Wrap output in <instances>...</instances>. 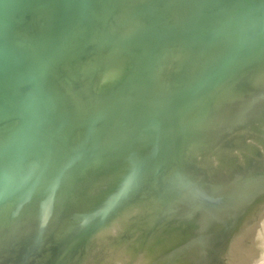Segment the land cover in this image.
I'll return each instance as SVG.
<instances>
[{
  "label": "rangeland",
  "instance_id": "rangeland-1",
  "mask_svg": "<svg viewBox=\"0 0 264 264\" xmlns=\"http://www.w3.org/2000/svg\"><path fill=\"white\" fill-rule=\"evenodd\" d=\"M136 1L137 0H124V3L126 2L125 4H128V5L130 4V7L127 6V7H129L128 12L131 8V11L129 13L127 12V7L124 10V8H123V6L125 7L124 3H123L124 5L122 4L123 6L121 5L118 8H116L117 9L116 12L117 11L120 12V13L115 12L117 15L116 17H115V13H114L115 10L112 11L113 13L111 12V16L109 15L111 18L108 16L109 18L107 17L106 20H104L105 21L104 23H106V24L102 23L100 29L102 31V36L108 32L110 33V35L114 31H115V33H113L111 37H108L107 36L108 34H106L105 36H107V38L105 39V37H104L103 38L104 40H102L101 42L94 43L95 45L90 43V44H88L89 46L87 45L88 47L85 46V48L84 47L81 48L77 52L73 61L69 62V63L72 62V65L70 64L71 66H69V64H67L65 66V68H68L67 69L68 72H66V69H65V71L63 69L62 71H64V72H61V73L62 74L65 73V75L60 74L62 76H56V77H58V78L61 77V79L56 78V80H55V81L59 80V83L58 82L57 83L61 87V92L63 91L62 94H63L64 98H65V95H64V90H65L66 91L65 94L70 93L71 95L69 94L70 95L69 97H71V98L73 97L75 99V100H71L72 106L74 105L73 104L74 101L76 103V105L74 107H72L70 105L71 101L68 98V95H66L68 99L65 98L66 99L65 102L66 103L69 102V104H68L69 108L70 107L73 109L74 108L75 109L80 108V110L78 109L79 112L80 111L83 112V110L89 105L87 107V109L84 110L83 113L81 112L82 114L86 113L88 111L89 107H91V106L93 109H94V107L96 109V105L94 106V104L98 105L99 101H100L99 104L101 105V103L105 104V101L107 102L108 98H109V100H111L113 98H115V99L117 98L118 102L115 104V106L113 105L114 107L112 106V108H110L108 110L109 112L106 111L107 113L104 111V113H106L107 115L112 114V117H109L111 115L106 117V114H105L104 118H101V117H103V115H101V117H100L99 116L100 111H98L99 113L96 111L97 112L96 114L98 115V117H97V115L94 113L95 111H92L93 109L90 108L89 111L91 113L88 112V114H86L87 116H89L88 118L86 117L87 118L86 119L85 114L83 116L80 114V116H79L78 111L74 112L75 109L73 111V109L70 108V111L71 112L73 111L72 115H74L76 113L75 115L77 116V118L83 117V122L85 124H82V121H80V120H82L81 118L79 120V118L77 119L76 117H74L77 119V120L75 119L76 122L80 121V123H78V125L76 127L74 126L75 129L73 128L71 130L72 132L69 133L70 135L68 134V136L64 139L59 138V137L52 138V139H54V141H53L52 139L50 140V139H47L45 137H43V138H45V139H43L42 137L33 136L29 132V130L27 129L28 121L24 118V116L21 114V112H17L19 110L16 111L17 113L14 112L17 108H15L14 106H12L9 103H6V102H3L2 100H0V124H1L0 125L1 126L0 131L2 132V134H1V132H0V134L3 136H4V134H6V135L8 134V138L11 137L9 139L10 144L7 142V139H8L7 137H6V139H4L5 136L0 137V143L2 144V147L0 144V148H3L0 150L2 152L3 151L5 152V150H6V153L9 152V154H10L9 156L3 155L2 157L0 155V158H2L0 160V162L3 159H6L7 157H8V159H6V160H8L7 164L12 163L11 161L13 160L14 164L13 163L12 164L15 167L14 170L17 173V176L16 175L14 176V177H16V178H14V180H12L13 179V176H12V179H10L12 182L13 181H16L15 183L19 182V180H20L19 178L21 177V180H20L21 182H19V183H21V185L18 183L21 187V190L18 192H15L13 195H10L7 199L0 201V247H1L0 248L1 249L0 250V264H53V263L54 264H56V263L57 264H96L97 262L105 260L110 255H112V257L109 260L108 264H188L192 255H197L199 257H206V258H208V260H211L212 262H215L218 264H232V262L229 260V258H227L225 256V246H226L227 242L234 236L235 229L234 228L232 229L233 224L239 225V222H241L243 220V217H241L242 218L241 219L240 216L241 215L243 216V214H245L243 212H245V211L248 212L251 208H253L255 201H257V199L259 198V196L261 194H264V174L262 176V173L264 171V117H263L264 116V45H262V46L260 45L261 40L264 38V33L260 36V38H256L255 37L256 35L253 34L256 31V29L259 27L260 24H261V26L257 29V31L255 33H258L260 28H264V26H263L264 25V14H263V12H264V7H263L264 6V0H258V1L257 0L256 1L255 0H252V1L251 0H241V1L238 0V3H237L238 8L235 6V9H233L236 12L231 9L233 11L231 14L227 13L226 11L225 12L228 15L227 14L225 15V12L222 14L223 17L221 16V14H219V16L223 19L227 18V20H228V18H231L228 21L223 20L224 21L222 23L223 28L222 27L220 28V30L222 31V32L220 31V33H225L227 31H229L232 36L238 38V44L240 47V48L239 47L238 48L240 51H241V49L243 51V52H240L237 49V55L238 54L239 55H238L237 61H235V62L233 61V63H235V65L232 62L230 63L224 57V56L228 57L231 55V53H233V50H234V49H232L233 45L224 41V40L222 41V39H219V38H217V39L210 38L211 40L214 39V40H212V42H210L211 45L214 44L212 49H215L214 46L217 45L216 48L218 50L216 49L217 52H215V54H216L218 59H216L214 61L215 63L213 61L209 60L208 57H210V59L214 58V52L212 55L210 53V51L208 52V50H207L208 48H210L209 46H211L209 44V41H207L208 37L204 36L205 37L204 38V37H202L203 35L201 36V33H198L197 36L200 34L199 36L201 38L199 36L198 37L195 36L193 39L197 40V38H198V40L197 41L192 40V37L194 36L193 34L196 31L202 32V30H205V27L201 26L200 24L199 25L197 24L198 26L195 25L192 30L186 29V30H183V32L179 31L177 33L170 34L171 38H168L169 34H167V38H168V41L166 40L167 43H165L166 41L164 40L166 36H163L165 34H160L161 35V36H159L160 38L157 37L156 40H154L155 42L152 41L151 45L144 46V48H140L141 46H143L142 44H140L141 46L137 45L139 47V48L137 47L138 48L137 50H136V46H135V42H136L135 39H134V42H132L133 39L131 40L128 38L129 40H125L126 41V43H125L124 39L127 38L125 36L128 32L127 26H129L128 24L136 21L134 16L137 15L138 20H141V19L145 20L148 17V13L139 10L143 6H146L148 2L146 4H144L145 0H138L137 3H139V4L137 5V3H136L137 6H133V8H132L133 3L135 4ZM147 1H149V0H147ZM253 1H254L255 5L253 4ZM260 1H263L262 5L259 4ZM152 2H154V0H152ZM152 2H149V3L151 4ZM175 4H172L173 6L171 5L173 7V12H174V13L173 12H171V13H173L172 15H174V17L173 16H172V18L169 17L170 23L172 22V20L174 18V21L172 22L173 24L180 22V20L182 18L184 19V16L186 15V13L188 11L186 7H184V6L181 7L180 4H177V5H175ZM174 5L178 7L177 12H179V14L182 11V18L180 16L181 14L179 15L176 12L177 9L174 11V9L177 8ZM250 6H252V8ZM172 7H170V9L168 10L169 13L166 15L171 16L169 14H171L170 10L172 9ZM179 7H180V9H184V11L180 10ZM258 7H260V8H258ZM239 8H240V10H238ZM255 8H257V9H255ZM253 9H255V10L251 11ZM121 10H122V12H121ZM248 10H250L251 12H249ZM126 12L129 15H131L132 14L131 12H133V15H131V16L127 15V17L129 19H127L126 22L128 23V21H129L130 23L126 24L123 21L124 24L122 25L121 21L127 18L125 16ZM134 12H135V14H134ZM138 12H140V13H138ZM184 12H186V13H184ZM244 12H245V14H244ZM247 12L249 14H247ZM254 12H255L256 16L258 15L257 18L254 15H253L254 17L249 16L251 13L254 14ZM260 12H261L262 16L260 15ZM123 13L125 15H123ZM176 13H177V15H179L178 18H180V19H177V22H175V19H176L175 14ZM219 13H222V11ZM138 14L139 15L143 14L142 17H144V15H146L145 19L140 17L141 15L139 16ZM241 14H242L241 17H243V18L240 17ZM119 15H120V17H119ZM224 15L229 16V17H224ZM235 15H237L239 17H237ZM246 15H248V16H246ZM168 16H166V18ZM122 17H124V18H122ZM132 17L134 20L132 19ZM232 17L235 18V22L234 21L232 22V20H233ZM130 18L132 19L131 20L132 22L130 21ZM239 18H240V20H239ZM250 18H253V19L251 20ZM107 19H108V21H107ZM237 19L240 23L237 22ZM241 19H242V21H241ZM142 20L140 22H142ZM169 20L165 19V23L164 22L163 23L169 27H173V26H171L172 23L167 24L169 22ZM245 21H246V23H245ZM107 22H109V23L107 24ZM225 22H226V24H225ZM227 23H229V24H227ZM234 23H235V25H234ZM258 23H259V25H258ZM103 25H106V28H108L107 32H105L106 31V28H104L105 26L102 27ZM108 25L110 28L108 27ZM32 26H33V24H32ZM116 26L118 29L116 28ZM122 26H124V27H122ZM196 26L199 29H197ZM114 27L117 30H115ZM125 27L127 29H125ZM253 27H254V29H253ZM123 29L126 30V34H125V31ZM118 30H119V32H116ZM247 30H248V32H247ZM123 31L125 34L124 37H123L124 34H122ZM193 31H195V32H193ZM233 31H234V33H233ZM263 31H264V29H263ZM103 32H105V33H103ZM190 32H193V34L191 35ZM217 32L219 34V31H217ZM217 32L215 31V33H217ZM118 33L120 36L117 35ZM184 33L186 35H187V33H189L191 35V38L188 37L189 35L186 36ZM248 33L250 35H248ZM184 35H185V37H184ZM216 35L217 34H215V36ZM116 36L122 37L121 39H122V41H124V43L126 45L130 44L129 45L130 50H129V48H127L128 50L126 51V49H125L126 47L124 48V46H126V45H124L123 42L120 39H118ZM174 37H175V39H174ZM181 37L182 38L184 37V39H181ZM114 38H115L116 44H115V42H113ZM189 38H190V41L188 42ZM203 38L206 39V41H207V44H208L207 49H206L207 44H206V47H205V45L203 47V44L206 43L205 40L202 41ZM254 38H256L257 40L256 39L254 40ZM179 39H181L182 42ZM250 39H253V41L249 42V41H251ZM119 40L121 41V43ZM158 40L160 42L161 41H165V42L159 43ZM169 40H171V41H169ZM172 40H174V41H172ZM199 40H200V42H199ZM220 40L222 42H220L219 44L224 43V44H222L223 45L222 47L220 45H218V42ZM128 41H130V42H128ZM184 41H187V42H184ZM247 42H249V43H247ZM98 43H100V44L97 45ZM194 43L196 44V46L197 45L198 46L196 47ZM215 43H216V45H215ZM253 43H254V45L256 43L259 45L254 46ZM262 43L264 44V40L261 42V44ZM120 44L124 45L122 48L123 51L125 50L124 53L122 50L120 51V48H121ZM136 44H137V42H136ZM225 44H226L227 49L225 47ZM228 44H230V45H228ZM158 45L160 48L158 47ZM168 45L170 47H167ZM240 45H242V46H240ZM90 46H92L91 49L93 48L92 49L93 51H96L97 49H98V51H102V50L103 51H102V53H100V52L98 53V51H96L95 53L94 52L89 53L91 51ZM98 46H100V47H98ZM251 46L254 47L255 49H257V47H259L257 50L253 51V52H255L254 54L250 53V52H252ZM102 47H103V49H102ZM145 47H149V49L148 48L145 49ZM150 47H151V49H150ZM224 47L226 50L223 49ZM245 47H247V49ZM94 48H96V49H94ZM195 48H197V49H195ZM260 48L263 49L261 54L259 53V51H261ZM82 49H84V50H82ZM212 49H211V51H212ZM229 49H231V50L229 51ZM248 49H249V51H248ZM147 50H150V51H147ZM195 50L197 51V53L195 52ZM200 50L204 51V52L206 51L207 53L204 54V52L202 53ZM220 51L223 53H220ZM244 51H247V52L244 53ZM121 52H122V55L120 54ZM136 52L139 55H137ZM157 52H159V53L157 54ZM256 52L259 53L261 56L260 55L257 56ZM149 53H151V54H149ZM209 53H210V55H209ZM240 53L244 54L243 56H245L246 58L253 55L252 58L251 57L248 58V59L251 58L252 60L250 59V60L246 61L245 60L246 58L244 57L245 58L244 63H246L245 64L246 67H245V65H241L242 66V67L240 66L241 70H239L240 69L239 64H240V62H243V59H242V61L240 60L241 58L239 59V57H241ZM249 53L251 55H249ZM89 54L90 55L94 54V56H90ZM95 54H96V56H95ZM98 54H99V57L101 56L102 59L104 58L103 55H105L106 56L105 59H103V61L101 59H99V57H97ZM119 54H120V56H119ZM155 54H156V56H154ZM220 54H222V55L220 56ZM201 55H202V57H201ZM203 55H205V56L207 55L206 59H204L205 57ZM254 55H256L257 59L254 58L255 57ZM153 56L155 57L156 60L154 59L155 61L152 63L153 58H154ZM118 57L119 58L122 57V59H119ZM261 57H263V58H261ZM93 59L97 60V62L100 61L101 62L100 65H99V62L96 63V65H95L96 61ZM109 59H110V61H109ZM142 59H143V61H142ZM200 59H203L204 61L207 60L206 62H208V60H209L210 63H212V66L211 65L207 66L204 63V61H202V60L200 61ZM81 60H82V62H81ZM148 60L150 62V63L148 62L149 66L147 65ZM222 60H226L228 63H230V65L228 63H226V61L224 62ZM238 60L240 61L239 63H237ZM133 61H135V62H133ZM139 61L141 63H138ZM127 62L129 65L127 64ZM144 62H146V63H144ZM200 62H202V64ZM216 62H218V63H216ZM249 62H251V63H249ZM84 63H86V64H84ZM135 63H136V66L138 65L137 67L135 66ZM112 64H114V65H112ZM140 64H142V65H140ZM153 64H155V65H153ZM203 64L206 65V68H205V65H203ZM255 64H256V66H255ZM183 65H185V66H183ZM197 65H198V67H197ZM213 65H214V67H213ZM233 65H234V67H233ZM200 66H202V68ZM225 66H227V68L229 67L227 70L230 71V76H231L230 78L228 75L229 72L226 71ZM129 67L131 69H129ZM134 68L136 69V71ZM203 68H205V69H203ZM215 68H218V69L220 68L221 70L223 69L225 74H223V72L220 71V69L218 70ZM147 69H148V71H147ZM231 69L233 72L231 71ZM236 69H238V70H236ZM70 70H71V72H70ZM127 70L128 71L130 70V71L128 72ZM141 70L145 73L143 74V72ZM201 70L204 72H202ZM212 70H213V72H212ZM215 70H216V72H215ZM217 70L222 72V74H223V76L221 77L220 80L218 78H216L217 80L213 79L215 76L214 74L218 73ZM153 71L155 73H153ZM198 71L199 72L201 71V73L197 74ZM239 71H241V72H239ZM69 72H70V74H72V76L69 75ZM220 72L218 73V77L221 76V75H219ZM234 72H235V74L236 73L237 74L235 75ZM147 73H149V74H147ZM226 73H228L227 76H226ZM135 74H136V76H135ZM138 74H141V76L140 75L138 76ZM238 74H239V76H238ZM175 75H176V77H175ZM193 75H195V76H193ZM124 76L127 79H125ZM142 76H143V78H142ZM145 76H147V77L150 76V77H148V79H147V77L145 78ZM224 76L226 77V79L223 78ZM63 77H65V78H63ZM131 77H134V78H131ZM190 77L191 78L196 77L195 78L196 80H194V78H192L193 79L192 80ZM211 77H213L212 78L213 80H211ZM215 77H217V76H215ZM149 78H152L151 79L152 81ZM205 78H207V79H205ZM132 79L133 80L136 79V80L132 81ZM162 79H164V80H162ZM172 79H174V80H172ZM200 79H201V81H200ZM69 80L71 81L70 83H69ZM190 80H192V81H190ZM203 80L205 82H203ZM213 81H215V82H213ZM60 82L61 83L63 82V83L61 84ZM139 82L141 83L142 86L138 85V84H140ZM144 82L147 84L149 82L150 83L147 86V84L145 85ZM152 82L154 83V85ZM219 82H221V83H219ZM183 83L185 84V86L183 85ZM186 83H187V85H186ZM211 83H212V85H211ZM218 83L221 85H219ZM188 84H190V85H188ZM205 84L208 86V88ZM121 85H123V86H121ZM125 85H126V88L124 87ZM144 85H145V88H144ZM146 86L149 88H147ZM168 86H170V87H168ZM186 86H188V87H186ZM62 87H64V90ZM138 87H139V89H138ZM201 87L203 88V91H202ZM75 88L76 89L80 88V89L76 90ZM134 88H136L137 90ZM177 88H179V89H177ZM200 88H201V90H200ZM204 89H205V91H204ZM78 90H80L82 93L78 92ZM121 90H122V92H121ZM135 90H136V92H135ZM174 90L176 91V95H175V93H173V92H175ZM199 90L201 91V93L197 96V94H198L197 92H200ZM76 91H77L78 96H77V94H75ZM87 91L89 92V94ZM123 91H124V93H123ZM128 92L132 93V96ZM155 92H159V95L160 94L163 95L165 100L162 97L164 100V101H162L161 96L157 95L158 93H155ZM178 92H180V93H178ZM121 93L124 95H121ZM141 93H146L147 95L141 94ZM171 93L176 98H174ZM177 93L179 94V96ZM202 93H204V94H202ZM84 94H85V96H84ZM86 94H88V96H89L88 98H90L92 95L91 99H94V98L95 99L94 100L90 99V101H91L90 102L89 99L86 97ZM117 94H119V95H117ZM134 94H135V96H134ZM140 94H141V96H139ZM153 94H156L158 97L156 95L153 96ZM193 94H194V96H192ZM80 95L84 96L83 100H81V101H83V103H84V101H86L85 102V104H86L87 99L90 103H88V105H85L83 103H82L83 105H80L81 103H79L80 100L78 99L79 97H80V99H82V96H80ZM107 95H109V96H107ZM169 95L171 96V98L173 97L174 99L173 98L171 99ZM94 96H97V98ZM100 96H101V98H100ZM142 96H143V99H141ZM152 96L155 98L156 103L153 102L154 98L152 100V98H151ZM85 97H86V100H85ZM111 97H113V98H111ZM125 97H127L126 98V101L128 100L127 102L124 101ZM131 97H133V98H131ZM138 97H141V98H138ZM146 97L151 98L150 101H149V99L147 101ZM156 97H157V99H156ZM159 97H160V99H159ZM179 97L182 99H180ZM201 97L203 98V100H201L202 99ZM118 98H119V100H118ZM136 98L139 99V102H137V103L135 101H132L133 99H135L137 101ZM96 99H98L99 101L95 102ZM140 99L142 101H140ZM158 99H159V101H158ZM198 99H199V101H198ZM143 100L146 101V102H144V104L142 103ZM184 100H186V101H184ZM189 101H190L191 105H190ZM119 102H120V104H119ZM130 102H131V104H129ZM148 102H151V104L153 106L150 105V103H148ZM172 102H174V103H172ZM184 102H185V104H187V107H185L186 110L184 109V106H186V105H183ZM175 103H176V105H175ZM188 103L190 106L188 105ZM117 104H118V108H115V107H117L116 106ZM138 104H139V107L137 108ZM140 104L143 106H140ZM145 104H147L146 105L147 107L145 106ZM171 104L173 105L174 110L171 108L172 107ZM77 105H78V108H77ZM99 106H97L98 109H99ZM122 106L123 107H125V106L126 107H130V106L132 107L133 106L132 110L130 108H125V109H127V113L130 114V115H127V116H129V118L126 117V115L125 116L122 115L125 113L124 112L125 110H123L124 113H122V114L119 113V110L117 112V109L121 108ZM181 106H183V107H181ZM205 106H207V107H205ZM135 107L137 108V110L133 109ZM174 107H176V108H174ZM177 107L178 108L181 107V108L178 109ZM14 108H15V110H14ZM155 108H156V111H155ZM81 109H83V110H81ZM98 109H96V110H98ZM122 109L123 108H121L120 110L122 111ZM167 109H169V110H167ZM183 109L185 111H183ZM111 110H113V111L111 112ZM128 110H130L131 112L130 111L128 112ZM134 110L138 111V112L143 111V112H141V114L143 113V115H145L146 117L143 118V116H141V120H139L140 117L138 116V114H140V113L137 114V112H135ZM145 110H151V111H148L149 115L147 114V111H145ZM177 111H179L178 113H180V114H178ZM77 112H78V115H77ZM144 112H146L148 117L146 114H144ZM150 112H152V113H150ZM181 112H183V113H181ZM93 113L95 114V116L93 115ZM104 113L102 111L100 114H104ZM117 114H119L118 115L119 117L121 114V117L124 120L123 121L121 119L123 122L122 121L120 122L119 121L120 118H119L117 121H119L120 124H119V122L115 121L114 119H112L114 121L111 120V118L117 119L118 118ZM175 114H176V116H175ZM114 115H115V117H114ZM133 115H135V117ZM136 115L139 118L138 120L136 118ZM130 116H131V118L133 117L132 120L130 119ZM10 117H13L14 119L10 118ZM99 117H100V119H99ZM19 118H21L22 121L19 120ZM84 118H85V120H84ZM106 118H109V119H106ZM125 118L130 119L131 121L129 120V122H127L128 120ZM15 119L18 121V122L16 121L17 123L15 122ZM24 119H25V121H27L26 123L23 122ZM202 119H204V120H202ZM214 119H215V121H214ZM104 120H105V122L107 120V123L111 120L112 123L111 122L108 124L105 123L106 124V126H105V124L103 125L101 123V121L104 123ZM134 120H136L137 122ZM175 120H178V122H179V120H181V121H180V123H178ZM86 121H88V122H86ZM165 121H167V124H165L166 123ZM94 122H96V124ZM114 122L115 123L117 122L120 126H122L125 122L124 127L127 124V127H125V128H127L126 130L123 126L121 127L122 132H126L125 133L126 135L125 134L123 135V133L121 134V132H120L123 140L121 139L120 134L116 135L118 137H116V136L113 137L115 134H117L115 132L117 130H120L119 127H118V129H116L117 126L115 125ZM131 122H132V125H130ZM9 123H11V124H9ZM21 123L23 126H21V128H20L19 124H21ZM12 124H13V126L15 125L16 127L15 126L13 127ZM25 124H26V126H25ZM86 124H88V125H86ZM91 124L96 125V126H93ZM99 124H102L103 127L105 126L106 129L101 128L102 125H99ZM109 124L110 125L112 124L115 127L109 126ZM9 125H11V127ZM153 125H155V127ZM2 126H3V128H2ZM5 126H7V128ZM108 126L110 128H107ZM149 126H151V127L149 128ZM22 127H24V130L27 129V133L26 132L22 133L20 135V137H23V136L24 137L20 138L17 135H19L21 132H24L22 130L23 129ZM77 127L80 130L84 129V132H86L87 136L83 132L82 133L83 136L81 135L83 137L82 138L80 136V134H78V132L79 133H81V132L80 131L76 132ZM91 127L93 129H90ZM94 127L96 128V131H99L97 133L94 132L95 135H97V134H99V136L103 135V134H105L104 131H108L111 134L109 135V133L106 132L108 135L105 134L104 136H101L104 138L106 137L105 139L103 138L104 141L102 142L103 139L100 137L102 140L98 142L97 140H94L95 137H94V134H92ZM173 127L175 128V130ZM9 128H10V130H9ZM12 128L14 130H12ZM97 128H100V130ZM114 128L116 129V131ZM156 128H157V130H156ZM185 128H186V130H185ZM15 129H16V131H15ZM101 129L103 131L102 134L100 133ZM171 129L173 131H170ZM179 129L181 131L185 130L188 133L185 134V132L183 131V132H181L182 134H180ZM7 130L9 133L7 132ZM127 130L128 131L130 130L129 131L130 133ZM3 131H5V132H3ZM12 131H15L14 132L15 134H13ZM19 131H21V132H19ZM74 131L76 132V134ZM175 131L177 132L176 135H178V133H179L178 137L174 136ZM112 132L115 134H113ZM117 132H119V131H117ZM171 132H173V134ZM189 132H191L193 134L191 135V133H189ZM197 132H199V133H197ZM10 133H12L11 136H9ZM89 133L91 135H89ZM150 133H152V134H150ZM163 133H164V135H163ZM23 134H25V135H23ZM183 134H185V136H182ZM14 135H16V136L14 137ZM78 135L80 136L81 140L84 141L85 143H83L82 141H78V139H80ZM84 135L87 137V138L85 137L86 141H87L88 135H89V139H88V141L90 140L89 144H88V142L85 141ZM111 135H112V137H111ZM153 135H155L157 137H154ZM189 135H191L190 138H189ZM25 136L29 137V138H26L28 140L22 141L25 138ZM99 136L97 135L98 140H99ZM108 136H110V137H108ZM133 136H135V137H133ZM166 136H168V137H166ZM90 137L93 139H91ZM126 137H128V138H126ZM144 137H146V138H144ZM184 137H185V139H184ZM12 138L13 139L15 138L14 141H16V142H14ZM16 138L18 141L16 140ZM18 138L21 141H19ZM112 138H114V139H112ZM116 138L118 139L117 140L118 143L115 141ZM164 138L165 139L167 138L166 140L168 141V143H166L167 141ZM173 138H174V140H173ZM11 139L14 143L10 142ZM2 140L3 141L6 140L4 142L5 144H3ZM43 140H45V142H46V140H48L47 142H50V143H48V144L43 143L44 146L42 147V145H40V144L42 142H44ZM169 140L171 141V143ZM77 141H78V143H77ZM17 142L18 143L24 142L23 143L24 146L28 145V147L27 146L26 147H27V150H29V151H27L25 149V147L20 143L21 148L23 147L24 150H26L25 153L27 154V157H24V156H26L24 152L21 153V151H23V150H21V148H19L20 146H19V144H17ZM52 142L54 143V146L56 145L54 147L55 150H54L53 146L51 145ZM91 142L93 145H95L94 146L95 149L93 148V150H92V147H93L92 145L89 147ZM131 142H133V143H131ZM7 143L9 144L8 146L6 145ZM15 143L17 145H15ZM81 143L87 144L88 146L83 145V144H82L83 145L82 146ZM128 143H131L132 146H131V144H128ZM177 143H178L179 147H178ZM127 144H128V146H127ZM166 144H167V146L164 147ZM4 145H6L7 149H5L6 147ZM10 145H11V147H10ZM12 145H13V147H12ZM45 145L51 146L48 148H50V152L53 151L52 153H50L52 155H50L48 153V151L44 150L47 148V146L45 148ZM120 145L124 148H122ZM160 145H162L161 147H164V149L161 148ZM173 145L175 146V149H170V148H174ZM16 146H19V147H17L18 149H15L17 151L13 152V148H16ZM202 146L204 149L202 148ZM33 147H34V149H33ZM81 147L82 148L85 147V148H83L84 150L83 149L80 150ZM88 147H89V149H88ZM192 147H193V150H192ZM38 148L39 149L41 148L42 150L40 149L41 151L39 152ZM48 148L46 150H49ZM159 148H160V150L161 149L163 150V151L161 150L162 153L164 154L163 158H160V157H162L163 154L161 153ZM179 148H180V150H179ZM31 149H32V151H31ZM87 149L90 151H86ZM118 149H119V151H118ZM8 150H10L11 152ZM127 150H129V151H127ZM1 151H0V153H2ZM36 151H37V153H40V154H38L39 157H36V156H38V155H36ZM57 151H59V152H57ZM82 151H84V152H82ZM123 151H124V153H123ZM171 151H173L174 153H171ZM17 152L24 154V156L22 155L24 160H23L21 154H18ZM29 152L34 153V155L32 153V155H30V156L33 157V159H35V157H36V160L40 164L37 165L35 163H32V164L29 163L28 165H26V169H25V167L23 168V166H25L24 164L26 163L24 161L29 160L28 159V156L30 154ZM45 152H46V154H45ZM121 152H122V155H121ZM14 153L17 155H15ZM90 153H92V154H90ZM110 153H112V154H110ZM176 153H177V155H176ZM3 154H5V153H3ZM12 154H14L16 156V158ZM41 154H45L46 156H43ZM87 154H88V156H87ZM128 154H130L131 156ZM83 155H86V156L83 157ZM111 155H113V156H111ZM18 156H19V158H18ZM107 156H111V157H107ZM117 156H119V157H117ZM126 156L127 157L130 156V157L127 158ZM158 156H160V157H158ZM170 156H171V159H170ZM20 157H21V159H20ZM157 157L160 159H158ZM9 158H10V160H9ZM12 158H15V159H12ZM17 158H18V161L16 160ZM91 158L94 160H92ZM96 158H98V159H96ZM6 160L2 161L3 162V165H1L2 167H4V165H5L4 162ZM19 160H20V163H19ZM52 160H53V162H52ZM177 160H180V161H177ZM115 161H117V162H115ZM146 161H149V163ZM118 162H120V163H118ZM121 162H123V163H121ZM152 162H155V163L152 164ZM163 162H164V164H163ZM142 164L143 165L146 164L145 166H147V167L145 168V166H143ZM13 165H11V164L8 165L9 168L6 167L7 165L5 167H6V169L8 168L10 170H13L14 167H12V169H11V166H13ZM16 165L18 166L19 169H21V167L24 169V170L21 169L23 171L20 170L21 174H19V171H16V170H19ZM31 165H33V166L30 167ZM150 165H152V166H150ZM40 166H41V168H40ZM69 166L72 167V169ZM142 166L145 168V170ZM184 166H186V167H184ZM2 167L0 168V170L2 169ZM5 167H4V169H5ZM158 168L159 169L161 168V169L158 170ZM27 169H29V170H27ZM34 169H35V171H34ZM73 171H75V173ZM193 171L194 172L196 171V174ZM258 171L261 173H259ZM233 172H236L237 174L233 173ZM137 173H138V175H135ZM258 174H260V175H258ZM18 175L19 176L21 175V176L19 177ZM33 175H35V176H33ZM208 175L210 176V178H208ZM244 175H246V176L248 175V176L246 177ZM213 176H214L216 181L214 180ZM24 177H25V180H24ZM54 177L56 178V180L54 179ZM137 177H139V178H137ZM7 178H11V176L7 177ZM58 178H60V179H58ZM63 178H65L66 180ZM248 178L249 179L251 178L252 180L248 181ZM26 179H28V180H26ZM53 179L57 183V184L55 183L56 186H55V184H52V182L54 181ZM127 179H128V181H127ZM152 179H154V180H152ZM238 179H240V181ZM241 179H243V180H241ZM3 180H0V182ZM134 180H135V182H134ZM49 181H50V183H49ZM120 181H122V183H124V184H122ZM6 182L7 183H5V180H4V182L0 183V184L5 183V185H4L5 187L2 185L0 186V189H1L0 194H1V192L4 193V195H2L3 197L5 196L6 192H11L9 190L12 186L18 187V184L16 185L14 182L12 184V182H9L8 179L6 180ZM8 182L11 184H8ZM209 182H210V184H209ZM44 183L46 185L48 183L49 186H53V187H51V188L47 187V186L44 187V185H43ZM232 183H234V185H236V186L233 187ZM37 184H39V185H37ZM135 184L137 186H135ZM8 185H9V187H8ZM68 186H70V187H68ZM238 186H239V189H238ZM2 187L5 188L6 190H8V189L9 190L8 191H6L5 189L3 190ZM13 187H12V189H13ZM24 187L26 189L25 191H24ZM34 188H36V190ZM68 188H69L70 192H69ZM215 188H217V189H215ZM236 188H237V190H236ZM261 188H263V189L261 190ZM186 189H187V191H186ZM38 190H39V192H38ZM66 190H68V191H66ZM183 190H185V191H183ZM4 191H6V192H4ZM229 191L232 192V194ZM190 193L192 195L195 194V197L192 196L190 198V196H189ZM258 194H260V195H258ZM26 195H27V197H26ZM238 195H239V197H237ZM2 196H0V198ZM179 196H181V197H179ZM23 197L25 199H22ZM148 197H150V198L148 199ZM243 198H245V199H243ZM67 199H69V200H67ZM173 199H174V201H173ZM32 201H33V203H32ZM239 201H242V203L245 205H242V204L236 205L237 203L234 205L232 203V202H239ZM148 202H149V204H148ZM159 202H161V203H159ZM168 202H169V204H167ZM65 203H66V205H65ZM139 203H141V204H139ZM230 204H232L234 207L237 206V208H239L240 211L237 208L233 207L232 208L233 213L232 212L230 214L228 213V218L230 221H231L230 217H232L231 214H233V216H234V217H232V223L233 224L228 222L229 224L228 225L226 224L227 226H225V224L222 226V227H224L223 228L224 235L222 236L223 230L221 231L222 233H219L220 228H218L219 231H218V229L216 230V228H214L213 223H217L218 219L226 211H228L231 208ZM208 205H209V207H208ZM163 206H164V208H163ZM176 206H179V208H177ZM207 207L210 208L211 211L212 210L214 211V212L210 213L211 219H212L210 222L211 226H209L205 229H204V226H202V227L200 226L197 229L196 234L192 238H189L187 236V234H185L183 228L186 227L192 220L199 218L202 215L203 211L205 209H207ZM201 211H202V213L199 214ZM234 212L236 213V215ZM58 214H59V216H58ZM129 216L132 218H130ZM237 216L239 217V219H241L240 221H239ZM236 217H237V220L239 222L236 220ZM25 220H26V222H25ZM233 220H236L237 223ZM60 223H62V224H60ZM230 224L232 225V227ZM229 225H230V227H229ZM235 225H234V227H235ZM222 227H221V229H222ZM225 228H226V230H225ZM36 229H37V231H36ZM213 230H216L217 235L215 234L216 232H213ZM225 231H226V233H225ZM209 232L214 233L213 236L216 235V237H215L216 239L214 238L215 240H212V237H213V236H211L212 233L209 234ZM44 233H46V234H44ZM60 234H61V236H60ZM66 234H68V235H66ZM53 237H55L56 239ZM61 237H63V238L61 239ZM91 238H92V240H90ZM96 239H99V240L96 241ZM181 245L183 248L181 247ZM3 247H4V249H3ZM6 249H8V250H6ZM42 250H45V251H42ZM83 252H85V253H83Z\"/></svg>",
  "mask_w": 264,
  "mask_h": 264
},
{
  "label": "bare ground",
  "instance_id": "bare-ground-1",
  "mask_svg": "<svg viewBox=\"0 0 264 264\" xmlns=\"http://www.w3.org/2000/svg\"><path fill=\"white\" fill-rule=\"evenodd\" d=\"M138 1V0H137ZM137 1L135 2V4L133 3V5H132V8H133V6H137L139 3H137ZM239 1H241V0H239ZM252 1V0H251ZM256 1V0H255ZM258 1V0H257ZM115 2H116V0H0V100H2L3 102H6V103H9V104H11L12 106H14L15 108H17L16 110H15V108H14V112H16L17 110H19V111H17V112H21V114L24 116V118L28 121V125H27V129L29 130V132L33 135V136H36V137H45V138H47V139H52V138H55V137H59V138H66L67 136H68V134L70 133V129H71V124H70V122L68 121V119L66 118V116H65V113L66 112H68V111H70V108L68 107V104H69V102L68 103H66L65 104V106H64V108H63V101H62V99H61V95H62V92H61V87L58 85V83H59V80L58 79H61V77L60 78H58V77H56V76H62L63 74L65 75V73H61V72H64L65 71V69H66V72H68L67 71V69L68 68H65V66L67 65V64H69V66H71L72 65V62L71 63H69L70 61H73V59H74V57L76 56V54H77V52H78V50H79V48H80V46H83L84 45V43L87 41V39H89V37L91 36V34L92 33H94V31H97V30H99V28H101V24H102V22H103V19H104V17L106 18L107 16H111V13L109 14V8H111V6H113L114 4H115ZM148 2V3H147ZM149 2H152V0L150 1H147V0H145V3L144 4H146L147 3V5L148 4H150ZM176 4H175V3ZM250 2V1H249ZM261 2V3H260ZM259 2V4H261L262 5V2L263 1H260ZM126 3V2H125ZM124 3V4H125ZM136 3H137V5H136ZM237 3H238V0H154V2H152V4H154V7H152V9H151V11L148 13V17H147V19H145V17H146V15H144V17H142L143 16V14H138L140 17H142V18H144L145 20H142V22H140L141 20H138V16L137 15H135L134 16V18L136 19V21L135 22H132L131 20L133 19V17H132V19L130 18V21L132 22V23H130L129 21H128V23H130V24H128L126 21H127V19H129L128 17H127V15L128 16H131V15H133V12H131L132 14L131 15H129L128 13L131 11V8H130V10H129V12H128V8L130 7V4L128 5V4H125V7L123 6V8H124V10H125V8L127 7V6H129V7H127V12H126V15L123 13V15H125L127 18L126 19H124V20H120L121 22H122V25L124 24V22L126 23V24H128L129 26H127L128 27V29L125 27V29H127V34H126V30L125 29H123L124 31H125V34H126V36H125V34H124V31H123V33L122 34H124L123 35V37L125 36V37H127L126 39H124V41L125 40H129V39H133L132 40V42H134V39L136 40V42H137V44H136V42H135V46H136V50L139 48L137 45H139V46H141L140 44H142L143 46H141L140 48H144V46H147V45H151V42L152 41H154V40H156V38L157 37H159V36H161L160 34H165V35H163V36H166L165 37V41L167 40L168 41V38H171V35L170 34H173V33H177V32H179V31H181V32H183V30H192L193 29V27L195 26V25H201V26H204L205 27V30H202V32H195V31H193V32H195L194 34H193V32H190V34L192 35H194L193 37H192V40H194L193 38L195 37V36H197V34L198 33H201V36L202 37H208L207 39V41H209V44H210V42H212V40H214V39H217V38H219V39H222V41L224 40V41H226V42H228V43H230V44H232L233 46H232V49H234L233 50V53H231V55L230 56H228V57H226V56H224L230 63L232 62L233 63V61L235 62V61H237V58H238V55H237V49L239 50V44H238V38H236V37H234V36H232L231 35V33L229 32V31H227V32H225V33H220V28L222 27V23L226 20V21H228L229 19H231V18H228V20H227V18L226 19H223V18H221L220 16H219V14H221V16L223 17V13L226 11L227 13H232L233 11H235V10H233V9H235V6L237 7ZM172 4H175V5H177V4H180V6L182 7V6H184V7H186L187 8V13L186 12H184V13H186V15L184 16V19L182 18V11L180 12V14H179V12H177L178 11V7L177 6H175V7H177V8H175L174 9V11L176 10V12L181 16V18L183 19H181L180 20V22H178V23H176V24H173L172 22L174 21V18H173V20H172V24L170 23V20H169V17H171L172 18V16L174 17V15H172L174 12H173V5ZM183 4V5H182ZM246 4V3H245ZM249 4V3H248ZM253 4H254V1H253ZM252 4V5H253ZM141 5V4H140ZM143 5V4H142ZM172 5V6H171ZM255 5V4H254ZM253 5V6H254ZM239 6V5H238ZM247 6V5H246ZM170 7H172V9L170 10V13L171 12H173V13H171V14H169V15H171V16H168V15H166V14H168L169 13V9H170ZM251 8H252V6H250ZM255 7V6H254ZM257 7V6H256ZM264 7V6H263ZM262 7V8H263ZM238 8V7H237ZM258 8H260V7H258ZM179 9H180V7H179ZM229 9V10H228ZM233 11H232V10ZM255 9H257V8H255ZM255 9H253V10H251V11H254ZM116 10L117 9H115V11H114V13L116 12ZM120 10V9H119ZM136 10V9H135ZM140 10V9H139ZM180 10H183L184 11V9H180ZM179 10V11H180ZM238 10H240V8L238 9ZM133 11V10H132ZM138 11V10H137ZM222 11V13H219V12H221ZM242 11V10H241ZM245 11V10H244ZM249 12H251L250 10H248ZM119 11H117L116 13H118ZM121 12H122V10H121ZM136 12V11H135ZM135 12H134V14H135ZM225 12V15L227 14ZM236 12V11H235ZM246 12V11H245ZM245 12H244V14H245ZM113 13V12H112ZM116 13H115V17L117 16L116 15ZM120 13V12H119ZM138 13H140V12H138ZM177 13L175 14L176 15V19H175V22H177V19H180V18H178L179 17V15H177ZM259 13V12H258ZM257 13V14H258ZM229 14V15H230ZM243 14V13H242ZM242 14L240 15V17L242 16ZM247 14H249L248 12H247ZM252 14V13H251ZM249 15V16H255L256 18H257V16H256V14H255V12H254V14H252V15ZM263 14H264V12H263ZM121 15V14H120ZM120 15H119V17H120ZM224 15V17H229V16H225ZM228 15V14H227ZM260 15H261V12H260ZM109 16V17H110ZM166 16H168L167 18H166ZM235 16H237V15H235ZM246 16H248V15H246ZM253 16V17H254ZM262 16V15H261ZM108 17V18H109ZM137 17V18H136ZM237 17H239V16H237ZM236 17V18H237ZM111 18V17H110ZM113 18V17H112ZM122 18H124V17H122ZM233 18V17H232ZM241 18H243V17H241ZM140 19V18H139ZM165 19H167V20H169V22L167 23V24H171V26H173V27H169V26H167L166 24H164L165 23ZM251 20L253 19V18H250ZM106 20V19H105ZM112 20V19H111ZM114 20V19H113ZM134 20V19H133ZM224 20V21H223ZM239 20H240V18H239ZM107 21H108V19H107ZM124 21V22H123ZM139 21V22H138ZM179 21V20H178ZM231 21V20H230ZM229 21V22H230ZM235 22V18H233V20H232V22ZM241 21H242V19H241ZM255 21V20H254ZM105 22V21H104ZM103 22V24H106V23H104ZM164 22V23H163ZM174 22V23H175ZM237 22H239L238 21V19H237ZM251 22V21H250ZM263 22V21H262ZM261 22V23H262ZM109 22H107V24H108ZM240 23V22H239ZM245 23H246V21H245ZM32 24H33V26H32ZM225 24H226V22H225ZM227 24H229V23H227ZM263 24V23H262ZM119 25V24H118ZM197 25V26H198ZM232 25V24H231ZM234 25H235V23H234ZM238 25V24H237ZM258 25H259V23H258ZM105 26V27H104ZM196 26V27H197ZM230 26V25H229ZM261 26V24L259 25V27ZM264 26V25H263ZM102 27H104V28H106V25H103ZM108 27H109V25H108ZM122 27H124V26H122ZM195 27V28H196ZM231 27V26H230ZM229 27V28H230ZM258 27V28H259ZM110 28V27H109ZM115 28V27H114ZM116 28H117V26H116ZM115 28V30H117ZM217 28V29H216ZM223 28V27H222ZM257 28V29H258ZM113 29V28H112ZM121 29V28H120ZM168 29V30H167ZM197 29H199L198 27H197ZM202 29V28H201ZM216 29V30H215ZM246 29V28H245ZM253 29H254V27H253ZM252 29V30H253ZM257 29H256V31H257ZM263 29L264 28H260L259 29V31H258V33H253V34H255L256 36V38H260V36L264 33V31H263ZM103 30V29H102ZM107 30H108V28H106V31L105 32H107ZM195 30V29H194ZM251 30V31H252ZM111 31V30H110ZM215 31L217 32V31H219V34H218V32L217 33H215ZM226 31V30H225ZM245 31V30H244ZM254 31V30H253ZM252 31V32H253ZM263 31V32H262ZM105 32H103V33H105ZM116 32H119V30L118 31H116ZM188 32V31H187ZM222 32V31H221ZM224 32V31H223ZM232 32V31H231ZM247 32H248V30H247ZM251 32V33H252ZM113 33H115V31L113 32ZM112 33V34H113ZM233 33H234V31H233ZM236 33V32H235ZM241 33V32H240ZM250 33V32H249ZM248 33V35H250ZM106 34H108L107 36L108 37H111L112 36V34L110 35V33L108 32V33H106ZM106 34H104L103 35V37H102V40H104L103 38L105 37V39L107 38V36H105ZM167 34H169L168 35V38H167ZM185 34V33H184ZM189 33H187V35L186 36H188V37H190L191 38V35H190ZM215 34H217L216 36H215ZM117 35H119V33L117 34ZM177 35V34H176ZM185 35H184V37H185ZM200 35V34H199ZM198 35V36H199ZM120 36V35H119ZM170 36V37H169ZM197 36V37H198ZM254 36V35H253ZM117 37V36H116ZM180 37V36H179ZM184 37L182 38L181 37V39H184ZM187 37V38H188ZM196 37V38H197ZM200 37V36H199ZM204 37V38H205ZM118 39H120L121 41H122V37H117ZM116 38V39H117ZM129 38V39H128ZM160 38V37H159ZM167 38V39H166ZM186 38V39H187ZM190 38H189V40H188V42L190 41ZM201 38V37H200ZM203 38V40L202 41H206V39H204ZM210 38H214V39H210ZM248 38V37H247ZM256 38H254V40L256 39ZM117 39V40H118ZM162 39V38H161ZM174 39H175V37H174ZM178 39V38H177ZM181 39H179L180 41H181ZM108 40V39H107ZM114 41L113 42H115V38L113 39ZM119 40V41H120ZM196 40V39H195ZM194 40V41H195ZM197 40H198V38H197ZM196 40V41H197ZM211 40V41H210ZM251 41H249V42H252L253 41V39H250ZM257 40V39H256ZM264 40V38L261 40V42ZM121 41H120V43H121ZM124 41H122L123 42V44L124 45H126L125 43H126V41H125V43H124ZM159 41V40H158ZM165 41H159V43H162V42H165ZM167 41L165 42V43H167ZM169 41H171V40H169ZM172 41H174V40H172ZM178 41V40H177ZM207 41H206V43H204L203 44V47H204V45H205V47H206V44H207ZM221 40L218 42V45H220L221 47L223 46L222 44H224V43H221V44H219L220 42H222ZM118 42V41H117ZM128 42H130V41H128ZM155 42V41H154ZM182 42V41H181ZM180 42V43H181ZM184 42H187V41H184ZM199 42H200V40H199ZM249 42H247V43H249ZM256 42V41H255ZM261 42H260V45L262 46V45H264L263 43L261 44ZM94 43H97V42H94ZM94 43H92L93 45H95ZM103 43V42H102ZM106 43V42H105ZM175 43V42H174ZM179 43V44H180ZM198 43V42H197ZM202 43V42H201ZM91 44V45H92ZM100 43H98L97 45H99ZM107 44V43H106ZM105 44V45H106ZM115 44H116V42H115ZM123 44H120L121 46V48H120V51L122 50L123 51ZM128 44V43H127ZM158 44V43H157ZM170 44V43H169ZM195 44V43H194ZM200 44V43H199ZM230 44H228V45H230ZM92 45V46H93ZM112 45V44H111ZM130 44H128V45H126V46H124V48L126 49V51L128 50L127 48H129V50H130V46H129ZM183 45V44H182ZM202 45V44H201ZM211 45V44H210ZM214 45V44H213ZM213 45H211V46H209L210 48H208V44H207V47H206V49L208 50V52L210 51V53L213 55V52H214V58L213 59H210V57H208L209 58V60L210 61H215L216 59H218L217 58V56H216V54H215V52H217L216 51V43H215V45L216 46H214L215 47V49H212V47H213ZM253 45H254V43H253ZM256 46L257 45H259V44H255ZM254 45V46H255ZM89 46V45H88ZM87 46V47H88ZM92 46H90V49H91V47ZM128 46V47H127ZM155 46V45H154ZM157 46V45H156ZM164 46V45H163ZM181 46V45H180ZM189 46V45H188ZM192 46V45H191ZM195 46H196V44H195ZM198 46V45H197ZM196 46V47H197ZM240 46H242V45H240ZM95 47V46H94ZM98 47H100V46H98ZM138 47V48H137ZM158 47H159V45H158ZM157 47V48H158ZM167 47H170L169 45L167 46ZM225 47H226V44H225ZM225 47L223 48V49H225ZM231 47V46H230ZM239 47V48H238ZM85 48V47H84ZM97 48V47H96ZM96 48H94V49H96ZM146 48H148L149 49V47H145V49ZM160 48V47H159ZM200 48V47H199ZM246 49H247V47H245ZM249 48V47H248ZM251 48H252V52H250V53H252V54H254L255 52H253V51H255V50H257L259 47H257V49H255L254 47H252L251 46ZM88 49V48H87ZM89 49V50H90ZM93 49V48H92ZM91 49V51L89 52V53H92V52H96V51H98V49L96 50V51H93ZM102 49H103V47H102ZM101 49V50H102ZM105 49V48H104ZM144 49V50H145ZM150 49H151V47H150ZM155 49V48H154ZM192 49V48H191ZM195 49H197V48H195ZM203 49V48H202ZM211 49H212V51H211ZM226 49H227V47H226ZM225 49V50H226ZM245 49V50H246ZM82 50H84V49H82ZM100 50V49H99ZM106 50V49H105ZM108 50V49H107ZM140 50V49H139ZM204 50V49H203ZM218 50V49H217ZM231 49H229V51H230ZM260 50L261 51H259V53L261 54V52H262V50L263 49H261L260 48ZM86 51V50H85ZM84 51V52H85ZM88 51V50H87ZM103 51V50H102ZM102 51H98V53L100 52V53H102ZM147 51H150V50H147ZM190 51V50H189ZM194 51V50H193ZM201 51V50H200ZM224 51V50H223ZM240 51V50H239ZM248 51H249V49H248ZM105 52V51H104ZM125 52V50L123 51V53ZM130 52V51H129ZM144 52V51H143ZM142 52V53H143ZM154 52V51H153ZM163 52V51H162ZM195 52L197 53V51L195 50ZM202 53L204 52V51H201ZM228 52V51H227ZM240 52H243L242 51V49H241V51ZM245 52H247V51H244V53ZM258 52V51H257ZM256 52V54H257V56H259L260 54L259 53H257ZM82 53V52H81ZM128 53V52H127ZM137 53V52H136ZM159 52H157V54H158ZM205 53H207L206 51L204 52V54ZM210 53H209V55H210ZM220 53H223V52H221L220 51ZM249 53V55H251ZM121 55H122V52L120 53ZM120 54H119V56H120ZM148 54V53H147ZM149 54H151V53H149ZM153 54V53H152ZM200 54V53H199ZM226 54V53H225ZM228 54V53H227ZM241 54V53H240ZM90 55V54H89ZM133 55V54H132ZM136 55V54H135ZM137 55H139L138 53H137ZM136 55V56H137ZM197 55V54H196ZM208 55V54H207ZM207 55L205 56V55H203L205 58L204 59H206V57H207ZM222 54H220V56H221ZM244 54H241V57H239V59L242 61V59H243V62H240L239 60H238V62L237 63H239L240 62V64H239V68H240V66L241 65H245L246 63H244V59L246 58L245 56H243ZM246 55V54H245ZM80 56V55H79ZM90 56H94V54H92V55H90ZM95 56H96V54H95ZM104 56V58L103 59H105V55H103ZM144 56V55H143ZM154 56H156V54L154 55ZM153 56V57H154ZM160 56V55H159ZM200 56V55H199ZM198 56V57H199ZM243 56V57H242ZM247 56V55H246ZM255 57V59H257V57H256V55H254ZM261 56V55H260ZM97 57H99V54H98V56ZM132 57V56H131ZM134 57V56H133ZM141 57V56H140ZM150 57V56H149ZM201 57H202V55H201ZM223 57V56H222ZM245 57V58H244ZM249 57H253V55L252 56H249ZM248 57V58H249ZM79 58V57H78ZM116 58V57H115ZM119 58V57H118ZM135 58V57H134ZM137 58V57H136ZM248 58H246L245 60L247 61V60H250V59H248ZM260 58V57H259ZM261 58H263V57H261ZM99 59H101L102 61H103V59L101 58V56L99 57ZM111 59V58H110ZM110 59H109V61H110ZM119 59H122V57L121 58H119ZM140 59V58H139ZM145 59V58H144ZM151 59V58H150ZM155 59V57L153 58V61H152V63L156 60H154ZM223 59V58H222ZM83 60V59H82ZM82 60H81V62H82ZM93 60H95V59H93ZM112 60V59H111ZM118 60V59H117ZM158 60V59H157ZM204 61L203 59H200V61ZM208 60V62H206V61H204V63L207 65V66H209V65H211L212 66V63H210V61ZM252 60V59H251ZM263 60V59H262ZM96 62H95V65H96V63H98L99 62V65H100V61H98L97 62V60H95ZM106 61V60H105ZM113 61V60H112ZM119 61V60H118ZM129 61V60H128ZM138 61V60H137ZM141 61V60H140ZM138 62V63H141V62ZM142 61H143V59H142ZM146 61V60H145ZM218 61V60H217ZM222 61H226V60H222ZM221 61V62H222ZM255 61V60H254ZM80 62V63H81ZM88 62V61H87ZM92 62V61H91ZM132 62V61H131ZM133 62H135V61H133ZM148 62H149V60L147 61V65H148ZM199 62V61H198ZM93 63V62H92ZM109 63V62H108ZM112 63V62H111ZM144 63H146V62H144ZM150 63V62H149ZM201 64H202V62H200ZM208 63V64H207ZM210 63V64H209ZM215 63V62H214ZM216 63H218V62H216ZM223 63V62H222ZM221 63V64H222ZM226 63H228L227 61H226ZM230 63H228L229 65H230ZM243 63V64H242ZM249 63H251V62H249ZM257 63V62H256ZM71 64V65H70ZM84 64H86V63H84ZM104 64V63H103ZM107 64V63H106ZM127 64H128V62H127ZM126 64V65H127ZM143 64V63H142ZM142 64H140V65H142ZM205 64H203V65H205ZM234 65H235V63H233ZM93 65V64H92ZM94 65V66H95ZM102 65V64H101ZM112 65H114V64H112ZM129 65V64H128ZM144 65V64H143ZM153 65H155V64H153ZM168 65V64H167ZM206 65H205V68H206ZM234 65H233V67H234ZM252 65V64H251ZM78 66V65H77ZM85 66V65H84ZM132 66V65H131ZM134 66V65H133ZM135 66H136V63H135ZM138 66V65H137ZM136 66V67H137ZM149 66V65H148ZM151 66V65H150ZM183 66H185V65H183ZM255 66H256V64H255ZM74 67V66H73ZM96 67V66H95ZM100 67V66H99ZM145 67V66H144ZM152 67V66H151ZM197 67H198V65H197ZM201 68H202V66H200ZM213 67H214V65H213ZM216 67V66H215ZM226 67V71H228L229 72V74L228 73H226V76H227V74L229 75V78L231 77L230 76V71L229 70H227L228 68H227V66H225ZM232 67V68H233ZM242 67V66H241ZM245 67H246V65H245ZM252 67V66H251ZM78 68V67H77ZM81 68V67H80ZM83 68V67H82ZM184 68V67H183ZM205 68H203V69H205ZM223 68V67H222ZM250 68V67H249ZM64 69V71H62ZM71 69V68H70ZM75 69V68H74ZM129 69H131L130 67H129ZM135 69V68H134ZM149 69V68H148ZM148 69H147V71H148ZM198 69V68H197ZM212 69V68H211ZM215 69H218V68H215ZM220 69V68H219ZM218 69V70H219ZM225 69V68H224ZM234 69V68H233ZM247 69V68H246ZM145 70V69H144ZM214 70V69H213ZM213 70H212V72H213ZM217 70V72L219 73L220 71H222L223 72V74H225L224 73V71H223V69L221 70L220 69V71H218ZM236 70H238V69H236ZM239 70H241V68L239 69ZM73 71V70H72ZM76 71V70H75ZM79 71V70H78ZM82 71V70H81ZM128 71V70H127ZM130 71V70H129ZM128 71V72H129ZM135 71H136V69H135ZM142 71V70H141ZM140 71V72H141ZM155 71V70H154ZM153 71V73H155ZM202 71V70H201ZM201 71L199 72L198 71V73L197 74H199V73H201ZM231 71H232V69H231ZM70 72H71V70H70ZM70 72H69V75H71L72 76V74H70ZM143 72V71H142ZM141 72V73H142ZM202 72H204V71H202ZM215 72H216V70H215ZM222 72H220V74L219 75H221V76H219L218 77V73L216 74H214L215 76H217V77H215L214 75V78L213 77H211V80H213V79H216V78H218L219 80L221 79V77L223 76V74H222ZM233 72V71H232ZM239 72H241V71H239ZM254 72V71H253ZM97 73V72H96ZM127 73V72H126ZM137 73V72H136ZM139 73V72H138ZM145 72H143V74H144ZM60 74H62V75H60ZM147 74H149V73H147ZM169 74V73H168ZM203 74V73H202ZM209 74V73H208ZM234 74H235V72H234ZM233 74V75H234ZM237 74V73H236ZM235 74V75H236ZM141 76V74H138V76ZM68 76V75H67ZM70 76V77H71ZM130 76V75H129ZM135 76H136V74H135ZM168 76V75H167ZM193 76H195V75H193ZM197 76V75H196ZM206 76V75H205ZM238 76H239V74H238ZM237 76V77H238ZM147 76H145V78H146ZM148 77H150V76H148ZM148 77H147V79H148ZM175 77H176V75H175ZM204 77V76H203ZM233 77V76H232ZM56 78H58L57 80L58 81H55L56 80ZM63 78H65V77H63ZM62 78V79H63ZM79 78V77H78ZM111 78V77H110ZM124 78H125V76H124ZM131 78H134V77H131ZM142 78H143V76H142ZM144 78V79H145ZM161 78V77H160ZM191 78V77H190ZM192 78H194V80H196L195 78L196 77H192ZM191 78V79H192ZM198 78V77H197ZM202 78V77H201ZM208 78V77H207ZM207 78H205V79H207ZM213 78V79H212ZM224 79H226V77L224 76L223 77ZM234 78V77H233ZM123 79V78H122ZM125 79H127V78H125ZM150 80L152 79V78H149ZM199 79V78H198ZM209 79V78H208ZM223 79V80H224ZM68 80V79H67ZM71 80V79H70ZM69 80V83L71 82ZM109 80V79H108ZM129 80V79H128ZM134 80H136V79H134ZM133 79H132V81H134ZM139 80V79H138ZM162 80H164V79H162ZM172 80H174V79H172ZM193 80V79H192ZM192 80H190V81H192ZM210 80V79H209ZM217 80V79H216ZM229 80V79H228ZM62 81V80H61ZM73 81V80H72ZM122 81V80H121ZM124 81V80H123ZM144 81V80H143ZM152 81V80H151ZM167 81V80H166ZM176 81V80H175ZM198 81V80H197ZM200 81H201V79H200ZM199 81V82H200ZM58 82V83H57ZM107 82V81H106ZM129 82V81H128ZM131 82V81H130ZM168 82V81H167ZM170 82V81H169ZM180 82V81H179ZM187 82V81H186ZM189 82V81H188ZM195 82V81H194ZM193 82V83H194ZM198 82V83H199ZM203 82H205L204 80H203ZM213 82H215V81H213ZM217 82V81H216ZM222 82V81H221ZM221 82H219V83H221ZM61 83V82H60ZM63 83V82H62ZM61 83V84H62ZM104 83V82H103ZM122 83V82H121ZM127 83V82H126ZM135 83V82H134ZM133 83V84H134ZM140 83V82H139ZM145 83V82H144ZM150 83V82H149ZM148 83V84H149ZM153 83V82H152ZM173 83V82H172ZM171 83V84H172ZM175 83V82H174ZM192 83V82H191ZM218 83V84H219ZM224 83V82H223ZM72 84V83H71ZM128 84V83H127ZM147 83H145V85H146ZM148 84H147V86H148ZM179 84V83H178ZM216 84V83H215ZM217 84V85H218ZM64 85V84H63ZM93 85V84H92ZM124 85V84H123ZM123 85H121V86H123ZM131 85V84H130ZM137 85V84H136ZM139 86L141 85V83L140 84H138ZM145 85H144V88H145ZM153 85H154V83H153ZM183 85L185 86V84L183 83ZM186 85H187V83H186ZM188 85H190V84H188ZM194 85V84H193ZM199 85V84H198ZM206 85V84H205ZM211 85H212V83H211ZM219 85H221V84H219ZM67 86V85H66ZM132 86V85H131ZM142 86V85H141ZM146 86V87H147ZM182 86V85H181ZM180 86V87H181ZM207 86V85H206ZM242 86V85H241ZM60 87V88H59ZM72 87V86H71ZM125 88H126V85L124 86ZM168 87H170V86H168ZM186 87H188V86H186ZM185 87V88H186ZM212 87V86H211ZM216 87V86H215ZM63 88V90H64V87H62ZM67 88V87H66ZM69 88V87H68ZM82 88V87H81ZM137 88V87H136ZM136 88H134V89H136ZM143 88V87H142ZM147 88H149V87H147ZM152 88V87H151ZM150 88V89H151ZM166 88V87H165ZM184 88V87H183ZM202 88V87H201ZM201 88H200V90H201ZM207 88H208V86H207ZM240 88V87H239ZM242 88V87H241ZM76 89V88H75ZM77 89H80V88H77ZM76 89V90H77ZM138 89H139V87H138ZM156 89V88H155ZM164 89V88H163ZM177 89H179V88H177ZM214 89V88H213ZM72 90V89H71ZM70 90V91H71ZM113 90V89H112ZM111 90V91H112ZM116 90V89H115ZM124 90V89H123ZM127 90V89H126ZM137 90V89H136ZM136 90H135V92H136ZM142 90V89H141ZM149 90V89H148ZM176 90V89H175ZM174 90V91H175ZM182 90V89H181ZM180 90V91H181ZM186 90V89H185ZM193 90V89H192ZM197 90V89H196ZM199 90V91H200ZM139 91V90H138ZM164 91V90H163ZM170 91V90H169ZM173 91V90H172ZM202 91H203V88H202ZM204 91H205V89H204ZM214 91V90H213ZM65 90H64V95H65V98H67V96L66 95H68V98L70 99V101L71 100H75L73 97V99L71 98V97H69L70 95L67 93V94H65ZM68 92V91H67ZM78 92H80V93H82L80 90H78ZM88 92V91H87ZM93 92V91H92ZM110 92V91H109ZM117 92V91H116ZM121 92H122V90H121ZM130 92V91H129ZM128 92V93H129ZM140 92V91H139ZM138 92V93H139ZM152 92V91H151ZM168 92V91H167ZM190 92V91H189ZM217 92V91H216ZM73 93V92H72ZM84 93V92H83ZM123 93H124V91H123ZM148 93V92H147ZM155 93H158L157 95H159V92H155ZM170 93V92H169ZM173 93H175V95H176V91L175 92H173ZM178 93H180V92H178ZM177 93V94H178ZM188 93V92H187ZM194 93V92H193ZM198 94H197V96L201 93V91L200 92H197ZM208 93V92H207ZM213 93V92H212ZM74 94V93H73ZM75 94H77V91L75 92ZM88 94H89V92H88ZM88 94H86V97L88 98L89 96H88ZM92 94V93H91ZM129 94H131V96H132V93H129ZM137 94V93H136ZM141 94H145V95H147L146 93H141ZM141 94L139 95V96H141ZM151 94V93H150ZM172 94V93H171ZM202 94H204V93H202ZM230 94V93H229ZM110 95V94H109ZM109 95H107V96H109ZM116 95V94H115ZM114 95V96H115ZM117 95H119V94H117ZM121 95H124V94H122L121 93ZM128 95V94H127ZM126 95V96H127ZM152 95V94H151ZM150 95V96H151ZM156 94H153V96H155ZM156 95V96H157ZM184 95V94H183ZM208 95V94H207ZM77 96H78V94H77ZM76 96V97H77ZM80 96H82V95H80ZM84 96H85V94H84ZM84 96H82V99H80V97L78 98L79 100H80V102L79 103H81L80 105H83V104H85V102L86 101H84V103H83V101H81V100H83V97ZM134 96H135V94H134ZM133 96V97H134ZM151 97L152 98V100H153V98L154 97ZM159 96H161V98L163 97L164 98V96L163 95H159ZM166 96V95H165ZM170 96V95H169ZM172 96L174 97V95L172 94ZM178 96H179V94H178ZM182 96V95H181ZM186 96V95H185ZM191 96V95H190ZM192 96H194V94L192 95ZM196 96V97H197ZM86 97H85V100H86ZM91 97H92V95H91ZM91 97L90 98H88L89 99V101H90V99H91ZM94 97H96L97 98V96H94ZM106 97V96H105ZM117 97V96H116ZM129 97V96H128ZM133 97H131V98H133ZM137 97V96H136ZM158 97V96H157ZM157 97H156V99H157ZM172 97V98H173ZM195 97V98H196ZM206 97V96H205ZM64 98V99H65ZM67 98V99H68ZM100 98H101V96H100ZM111 98H113V97H111ZM126 98L127 97H125V100L124 101H126ZM138 98H141V97H138ZM138 98H136L137 99V101L135 100V99H131L132 101H135L136 103L137 102H139V99ZM147 98V97H146ZM151 98H147L146 100L148 101V99H149V101H150V99ZM163 98L161 99L162 101H164L165 100V98H164V100H163ZM168 98V97H167ZM170 98H171V96H170ZM171 98V99H172ZM174 98H176V97H174ZM173 98V99H174ZM180 98V97H179ZM188 98V97H187ZM186 98V99H187ZM202 98V97H201ZM208 98V97H207ZM206 98V99H207ZM77 99V100H78ZM88 99H87V103L85 104V105H88V103H90L89 101H88ZM95 99V98H94ZM94 99H91V100H94ZM99 99V98H98ZM98 99H96V101L95 102H98L99 100ZM104 99V98H103ZM106 99V98H105ZM121 99V98H120ZM141 99H143V96H142V98ZM140 99V101H142ZM159 99H160V97H159ZM159 99H158V101H159ZM180 99H182V98H180ZM66 100V99H65ZM118 100H119V98H118ZM154 100H155V98H154ZM153 100V102L154 103H156V100L154 101ZM177 100V99H176ZM191 100V99H190ZM195 100V99H194ZM201 100H203V98L201 99ZM210 100V99H209ZM128 101V100H127ZM126 101V102H127ZM167 101V100H166ZM172 101V100H171ZM175 101V100H174ZM184 101H186V100H184ZM197 101V100H196ZM198 101H199V99H198ZM248 101V100H247ZM118 101H117V98L115 99V98H113V99H111V100H109V98L107 99V102L105 101V104L104 103H101V105L99 104L100 103V101H99V103H98V105L97 104H94V106L96 105V109H98L97 108V106H99V109L98 110H96L95 109V107H94V109L92 108V106L91 107H89V109L90 108H92L91 110L92 111H95L94 113L96 114L98 111H100V113L103 111V113H104V111L106 112V111H108L110 108H112V106L114 105L115 106V104L117 103ZM125 102V103H126ZM144 102H146L145 100H143V104H144ZM152 102V101H151ZM151 102H148V103H150V105H152L151 104ZM168 102V101H167ZM195 102V101H194ZM193 102V103H194ZM209 102V101H208ZM71 103H72V101L70 102V105H71ZM78 103V102H77ZM78 103V104H79ZM83 103V104H82ZM122 103V102H121ZM133 103V102H132ZM147 103V104H148ZM153 103V104H154ZM158 103V102H157ZM172 103H174V102H172ZM177 103V102H176ZM176 103H175V105H176ZM180 103V102H179ZM189 103H190V101H189ZM189 103H188V105H189ZM196 103V102H195ZM194 103V104H195ZM244 103V102H243ZM242 103V104H243ZM252 103V102H251ZM74 105L72 106V107H74L75 105H76V103H75V101H74V103H73ZM119 104H120V102H119ZM129 104H131V102L129 103ZM147 104H145V106L147 105ZM178 104V103H177ZM207 104V103H206ZM205 104V105H206ZM79 105V106H80ZM84 105V106H85ZM134 105V104H133ZM155 105V104H154ZM169 105V104H168ZM172 105V104H171ZM174 105V106H175ZM183 105H186V106H184V109H185V107H187V104H185V102H184V104ZM190 105H191V103H190ZM189 105V106H190ZM83 106V107H84ZM89 106V105H88ZM87 106V107H88ZM113 106V107H114ZM117 107H115V108H118V104L116 105ZM120 106V105H119ZM127 106V105H126ZM121 107V108H123L122 109V111L120 110L121 108H119V109H117V112H118V110H119V113H124V114H122V115H126V117H128L129 118V116H127V115H130V114H128L127 113V109H125V108H130L131 110H132V107L130 106V107ZM140 106H143V105H141L140 104ZM153 106V105H152ZM180 106V105H179ZM81 107V106H80ZM87 107L85 108V109H87ZM139 107V104H138V106H137V108ZM147 107V106H146ZM145 107V108H146ZM151 107V106H150ZM158 107V106H157ZM181 107H183V106H181ZM181 107H179V108H181ZM205 107H207V106H205ZM218 107V106H217ZM77 108H78V105H77ZM114 108V109H115ZM137 108L135 107V108H133V109H136L137 110ZM153 108V107H152ZM169 108V107H168ZM172 109H173V105H172V107H171ZM174 108H176V107H174ZM178 108V107H177ZM178 108V109H179ZM71 109H73V108H71ZM75 109V108H74ZM74 109H73V111H74ZM79 110H80V108H78ZM78 109H75V111L74 112H76V111H78L79 112V110ZM84 109V110H85ZM89 109H88V111L86 112V113H84L85 114V118L87 117H89V116H87L86 114H88V112H90L89 111ZM150 109V108H149ZM166 109V108H165ZM170 109V108H169ZM169 109H167V110H169ZM183 109V111H185ZM246 109V108H245ZM81 110H83V109H81ZM84 110H83V112H84ZM123 110H125L124 112H123ZM154 110V109H153ZM152 110V111H153ZM174 110V109H173ZM181 110V109H180ZM13 111V110H12ZM72 111V112H73ZM97 111V112H96ZM113 110H111V112H112ZM121 111V112H120ZM130 110H128V112H129ZM135 111V110H134ZM145 111H147V114H148V111H151V110H145ZM155 111H156V108H155ZM172 111V110H171ZM16 112V113H17ZM71 112V111H70ZM71 112V113H72ZM78 112H77V115H78ZM82 111H80L79 112V116H80V114L83 116L84 114H82L81 113ZM109 112V111H108ZM110 112V113H111ZM131 112V111H130ZM135 112H137V114L138 113H140L141 114V112H143V111H140V112H138V111H135ZM159 112V111H158ZM179 111H177V113H178ZM91 113V112H90ZM93 113V115L95 116V114ZM99 113V112H98ZM99 113V116L101 117V115H103V117H101V118H104V115L107 113H104V114H100ZM115 113V112H114ZM150 113H152V112H150ZM176 113V114H177ZM181 113H183V112H181ZM211 113V112H210ZM76 114V113H75ZM74 114V115H75ZM109 114V113H108ZM116 114V113H115ZM121 114H120V117L118 116L119 114H117V116H118V118L117 119H115V118H111V120L112 119H114L115 121H117L119 118H120V122L123 120L122 119V117H121ZM140 114H138V116L140 117V119L137 117V115H136V118H137V120L139 119V120H141V116H143V118L144 117H146L145 115H143V113L140 115ZM144 114H146V112H144ZM146 114V115H147ZM176 114H175V116H176ZM178 114H180V113H178ZM177 114V115H178ZM207 114V113H206ZM263 114V113H262ZM73 115V116H74ZM92 115V116H93ZM97 115V114H96ZM109 115H111V116H109ZM109 115H107L106 114V117L107 116H109V117H112V114H109ZM149 115V114H148ZM148 115H147V117H148ZM170 115V114H169ZM132 116V115H131ZM131 116H130V119L132 120V118H131ZM134 117H135V115H133ZM155 116V115H154ZM215 116V115H214ZM242 116V115H241ZM74 117H76L77 118V116L75 115ZM97 117H98V115H97ZM96 117V118H97ZM100 117H99V119H100ZM114 117H115V115H114ZM180 117V116H179ZM182 117V116H181ZM261 117V116H260ZM264 117V116H263ZM10 118H13V117H10ZM9 118V119H10ZM75 118V119H76ZM79 118V120H80V118L81 117H78ZM77 118V119H78ZM85 118H84V120H85ZM86 118V119H87ZM95 118V117H94ZM170 118V117H169ZM202 118V117H201ZM262 118V117H261ZM8 119V120H9ZM14 119V118H13ZM25 119L23 120V122L24 123H26L27 121H25ZM76 119V120H77ZM82 120H80V121H82V124H85L84 122H83V117L81 118ZM106 119H109V118H106ZM122 119V120H121ZM125 119H127V118H125ZM130 119H127L126 121L127 122H129V120ZM173 119V118H172ZM177 119V118H176ZM181 119V118H180ZM209 119V118H208ZM5 120V119H4ZM7 120V119H6ZM19 120H21V118H19ZM111 120L108 122V123H110L111 122ZM114 120H112V121H114ZM130 120V121H131ZM202 120H204V119H202ZM246 120V119H245ZM17 120L15 119V122H16ZM22 121V120H21ZM80 121L79 122H76L77 124H75V127L78 125V123H80ZM119 121H117V122H119ZM124 121V120H123ZM122 121V122H123ZM125 121V122H126ZM134 121H136V120H134ZM133 121V122H134ZM164 121V120H163ZM175 121H177L178 122V120H175ZM180 121L181 120H179V122L178 123H180ZM214 121H215V119H214ZM18 122V121H17ZM16 122V123H17ZM86 122H88V121H86ZM98 122V121H97ZM116 122V123H117ZM120 122H119V124H120ZM125 122H124V124H125ZM137 122V121H136ZM140 122V121H139ZM166 123L165 124H167V121H165ZM262 122V121H261ZM8 123V122H7ZM12 123V122H11ZM11 123H9V124H11ZM15 123V124H16ZM95 124H96V122H94ZM93 123V124H94ZM101 123L104 125L105 123L106 124H108L107 123V120H106V122H105V120H104V123L101 121ZM112 123V122H111ZM115 123V122H114ZM115 123V125L117 126V128L116 129H118V127L120 128V130H117V131H119V132H117L116 131V129H115V133H117V134H115V133H113V134H115L113 137H115L116 135H119L120 134V132H121V134L123 133V135L126 133V132H122V129H121V127L123 126L124 127V124L122 125V126H120L118 123L116 124ZM162 123V122H161ZM175 123V122H174ZM251 123V122H250ZM93 124H91V125H93ZM102 124H99V125H102ZM106 124H105V126H106ZM129 124V123H128ZM138 124V123H137ZM164 124V123H163ZM249 124V123H248ZM1 125V124H0ZM20 126V128H21V126H23L22 125V123L21 124H19ZM86 125H88V124H86ZM103 125L101 126V128H103V129H106V127L104 126L103 127ZM119 125V126H118ZM130 125H132V122H131V124ZM156 125V124H155ZM155 125H153L154 127H155ZM10 127H11V125H9ZM8 126V127H9ZM12 126H13V124H12ZM15 126V125H14ZM13 126V127H14ZM25 126H26V124H25ZM93 126H96V125H93ZM109 126H114V125H110L109 124ZM107 127V128H110V127ZM145 126V125H144ZM173 126V125H172ZM6 128H7V126H5ZM16 127V126H15ZM75 127H74V129H75ZM80 127V126H79ZM115 127V126H114ZM125 127H127V124L125 125ZM124 127V128H125ZM151 126H149V128H150ZM0 128H1V126H0ZM2 128H3V126H2ZM23 129V131L24 132H21V131H19V132H21L19 135H17L18 137H20V135L22 134V133H27V129H25L24 130V127H22ZM131 128V127H130ZM148 128V127H147ZM174 128V127H173ZM179 128V127H178ZM181 128V127H180ZM207 128V127H206ZM18 129V128H17ZM90 129H93L92 127L90 128ZM97 129H99L100 130V128H97ZM113 129V128H112ZM127 128H125V130H126ZM154 129V128H153ZM160 129V128H159ZM183 129V128H182ZM188 129V128H187ZM2 130V129H1ZM9 130H10V128H9ZM12 130H14L13 128H12ZM21 130V129H20ZM108 130V129H107ZM148 130V129H147ZM146 130V131H147ZM156 130H157V128H156ZM174 130H175V128H174ZM180 130V129H179ZM185 130H186V128H185ZM185 130H183L184 132H185V134L186 133H188V132H186ZM15 131H16V129H15ZM15 131H12L13 132V134H15L14 132ZM77 131H80L81 133H79L78 132V134H80V136L82 135V133L84 132V129L83 130H80V129H78V127H77V130H76V132ZM111 131V130H110ZM124 131V130H123ZM128 131V130H127ZM130 131V130H129ZM128 131V132H129ZM154 131V130H153ZM170 131H173L172 129L170 130ZM183 131H179V133L180 134H182L181 132H183ZM207 131V130H206ZM1 132V131H0ZM3 132H5V131H3ZM7 132H8V130H7ZM72 132V131H71ZM75 132V131H74ZM76 132H75V134H76ZM94 132H99V131H96V128L94 127V130H93V132H92V134H94ZM102 129H101V134H102ZM109 133L108 131H104V133L105 134H107V133ZM145 132V131H144ZM155 132V131H154ZM157 132V131H156ZM159 132V131H158ZM168 132V131H167ZM9 133V132H8ZM91 133V132H90ZM89 133V135H91ZM130 133V132H129ZM143 133V132H142ZM146 133V132H145ZM166 133V132H165ZM172 134H173V132H171ZM170 133V134H171ZM176 131H175V135L174 136H176V137H178L179 136V133H178V135H176ZM189 133H191V132H189ZM197 133H199V132H197ZM201 133V132H200ZM1 134H2V132H1ZM0 134V135H1ZM4 134V133H3ZM11 134L12 133H10V135L9 136H11ZM72 134V133H71ZM84 134H86V132H84ZM105 134H103V135H100L99 136V134H97L98 136H99V140H98V137H97V135H95L94 134V137H95V139L94 140H97L98 142L99 141H101L104 137H101V136H104ZM111 133H109V135H110ZM121 134H120V137H121ZM141 134V133H140ZM147 134V133H146ZM150 134H152V133H150ZM154 134V133H153ZM160 134V133H159ZM167 134V133H166ZM185 134H183L182 136H185ZM193 133H191V135H192ZM203 134V133H202ZM23 135H25V134H23ZM27 135V134H26ZM70 135V134H69ZM89 135H88V139H89ZM108 135V134H107ZM122 135V136H123ZM126 135V134H125ZM139 135V134H138ZM163 135H164V133H163ZM191 135H189V138L191 137ZM195 135V134H194ZM199 135V134H198ZM3 135H1L0 137H2ZM4 136H5V138L4 139H6V137L8 138V134L6 135V134H4ZM3 136V137H4ZM16 135H14V137H15ZM28 136V135H27ZM79 136V135H78ZM80 136H79V138H80ZM83 136V135H82ZM81 136V137H82ZM86 136H87V134H86ZM85 135H84V139H85V141H86V137ZM129 136V135H128ZM140 136V135H139ZM144 136V135H143ZM149 136V135H148ZM154 137H157V136H155V135H153ZM171 136V135H170ZM211 136V135H210ZM13 137V136H12ZM24 137V136H23ZM23 137H20V138H23ZM73 137V136H72ZM86 137V138H85ZM92 137V136H91ZM90 137V138H91ZM102 139H101V138ZM108 137H110V136H108ZM111 137H112V135H111ZM116 137H118V136H116ZM125 137V136H124ZM133 137H135V136H133ZM142 137V136H141ZM166 137H168V136H166ZM175 137V138H176ZM187 137V136H186ZM212 137V136H211ZM11 137H9L8 139H7V142L9 143V139H10ZM26 138H29V137H26L25 136V138L22 140V141H25V140H28V139H26ZM45 138H43V139H45ZM83 138V137H82ZM106 138V137H105ZM104 138V139H105ZM126 138H128V137H126ZM125 138V139H126ZM144 138H146V137H144ZM149 138V137H148ZM188 138V137H187ZM210 138V137H209ZM13 139V138H12ZM12 139H11V141L10 142H13L14 140H15V138L13 139V141H12ZM19 139V138H18ZM76 139V138H75ZM88 139H87V141L86 142H88V144H89V142H90V140L88 141ZM91 139H93V138H91ZM104 139L102 140V142L104 141ZM112 139H114V138H112ZM111 139V140H112ZM121 139H122V137H121ZM137 139V138H136ZM162 139V138H161ZM165 139V138H164ZM167 139V138H166ZM165 139V140H166ZM169 139V138H168ZM171 139V138H170ZM184 139H185V137H184ZM16 140H17V138H16ZM53 141H54V139H52ZM118 139L116 138V142L118 143V141H117ZM123 140V139H122ZM140 140V139H139ZM148 140V139H147ZM173 140H174V138H173ZM181 140V139H180ZM199 140V139H198ZM3 141V140H2ZM6 140H4L3 141V144H5L4 142H5ZM18 141V140H17ZM19 141H21L20 139H19ZM39 141V140H38ZM37 141V142H38ZM44 142H42L40 145H42V147L44 146L43 145V143L45 144V143H50V142H47L48 140H46V142H45V140H43ZM78 141H82L81 140V138L80 139H78ZM78 141H77V143H78ZM114 141V140H113ZM125 141V140H124ZM128 141V140H127ZM149 141V140H148ZM167 141V140H166ZM170 141V140H169ZM176 141V140H175ZM182 141V140H181ZM205 141V140H204ZM14 142H16V141H14ZM13 142V143H14ZM83 143H85L84 141H82ZM135 142V141H134ZM180 142V141H179ZM184 142V141H183ZM6 144L7 146L10 144ZM22 145H23V143L24 142H20ZM20 143H18L17 142V144H19V146H20ZM29 143V142H28ZM65 143V142H64ZM83 143H81V145L83 144ZM131 143H133V142H131ZM131 143H128V144H131ZM163 143V142H162ZM166 143H168V141L166 142ZM170 143H171V141H170ZM196 143V142H195ZM1 144V143H0ZM16 143H15V145H17ZM52 144V143H51ZM128 144H127V146H128ZM183 144V143H182ZM6 145H4L5 147H6ZM14 145V144H13ZM13 145H12V147H13ZM39 145V146H40ZM83 145H86V146H88L87 144H83ZM82 145V146H83ZM93 146L92 147V150H93V148L95 149V145H93L92 144V142H91V144L89 145V147L90 146ZM177 145H178V143H177ZM176 145V146H177ZM208 145V144H207ZM3 146V147H4ZM19 146H16V148H13V152L14 151H17V150H15V149H18L17 147H19ZM24 146V145H23ZM27 147H28V145H26ZM26 146H24L25 147V149L27 150V147ZM46 146H47V148L48 147H51V146H48V145H45V148H46ZM56 146V145H55ZM54 146V147H55ZM71 146V145H70ZM69 146V147H70ZM73 146V145H72ZM121 146V145H120ZM119 146V147H120ZM131 146H132V144H131ZM162 145H160V147H161ZM167 146V144L164 146V147H166ZM174 146V145H173ZM195 146V145H194ZM1 147H2V144H1ZM4 147V148H5ZM10 147H11V145H10ZM15 147V146H14ZM38 147V146H37ZM41 147V148H42ZM89 147H88V149H89ZM122 147V146H121ZM130 147V146H129ZM164 147H161V148H163L164 149ZM178 147H179V145H178ZM19 148H21V146L19 147ZM31 148V147H30ZM29 148V149H30ZM40 148V149H41ZM46 148V149H47ZM83 148H85V147H83ZM82 147H81V149L80 150H82L83 149ZM118 148V147H117ZM122 148H124V147H122ZM169 148V147H168ZM202 148H203V146H202ZM211 148V147H210ZM0 149H3V148H0ZM5 149H7V147L5 148ZM4 149V150H5ZM9 149V148H8ZM33 149H34V147H33ZM39 148H38V151L40 152L41 150H40ZM46 149H44L45 151H48V153L50 154V153H52V152H50V148H48L49 150H46ZM71 149V148H70ZM69 149V150H70ZM86 150V151H90V150ZM91 149V148H90ZM127 149V148H126ZM138 149V148H137ZM166 149V148H165ZM170 149H175V146H174V148H170ZM183 149V148H182ZM201 149V148H200ZM204 149V148H203ZM12 150V149H11ZM20 150V149H19ZM21 150H23V151H21ZM21 153H25V151L26 150H24V148L22 147L21 148ZM59 150V149H58ZM65 150V149H64ZM84 150V149H83ZM105 150V149H104ZM125 150V149H124ZM135 150V149H134ZM158 150V149H157ZM156 150V151H157ZM159 150H160V148H159ZM162 150V149H161ZM160 150V151H161ZM179 150H180V148H179ZM192 150H193V147H192ZM191 150V151H192ZM1 151V150H0ZM8 151H10V150H8ZM19 151V152H20ZM27 151H29V150H27ZM31 151H32V149H31ZM30 151V152H31ZM85 151V152H86ZM118 151H119V149H118ZM127 151H129V150H127ZM131 151V150H130ZM163 151V150H162ZM162 151H161V153H162ZM170 151V150H169ZM185 151V150H184ZM183 151V152H184ZM201 151V150H200ZM205 151V150H204ZM2 152V151H1ZM11 152V151H10ZM29 152V153H30ZM43 152V151H42ZM57 152H59V151H57ZM70 152V151H69ZM82 152H84V151H82ZM126 152V151H125ZM158 152V151H157ZM3 153H5V154H3ZM18 153V152H17ZM21 153H18V154H21ZM28 153V152H27ZM33 153V152H32ZM32 153H30L29 154V156L30 155H32ZM44 153V152H43ZM88 153V152H87ZM120 153V152H119ZM123 153H124V151H123ZM135 153V152H134ZM167 153V152H166ZM165 153V154H166ZM171 153H174L173 151H171ZM178 153V152H177ZM177 153H176V155H177ZM182 153V152H181ZM8 154V155H7ZM15 154V153H14ZM14 154H12V155H14ZM38 154H40V153H37V151H36V155H38ZM45 154H46V152H45ZM45 154H41V155H43V156H46ZM48 154V155H49ZM54 154V153H53ZM85 154V153H84ZM90 154H92V153H90ZM89 154V155H90ZM110 154H112V153H110ZM117 154V153H116ZM163 154V153H162ZM0 155H1V157L4 155H6V156H9L10 154H9V152L8 153H6V150H5V152L3 151L2 153H0ZM11 155V156H12ZM15 155H17V154H15ZM14 155V157L16 158V156ZM24 156V154H21V156ZM25 155L26 156H24V157H27V154L25 153ZM33 155H34V153H33ZM35 155V156H36ZM40 155V156H41ZM50 155H52V154H50ZM121 155H122V152H121ZM128 155H130V154H128ZM137 155V154H136ZM139 155V154H138ZM159 155V154H158ZM161 155V154H160ZM199 155V154H198ZM197 155V156H198ZM23 156H22V158H23ZM28 156V159H32V160H36V157H39V155L38 156H36L35 157V159H33V157H29ZM86 155H83V157H85ZM87 156H88V154H87ZM111 156H113V155H111ZM111 156H107V157H111ZM131 156V155H130ZM130 156H126L127 158H129ZM163 156H164V154L162 155V157H160V156H158V157H160V158H163ZM167 156V155H166ZM181 156V155H180ZM179 156V157H180ZM196 156V157H197ZM104 157V156H103ZM117 157H119V156H117ZM125 157V158H126ZM157 157V158H158ZM178 157V158H179ZM11 158V157H10ZM10 158H9V160H10ZM15 158H12V159H15ZM18 158H19V156H18ZM18 158L16 159L17 161H18ZM44 158V157H43ZM42 158V159H43ZM75 158V157H74ZM79 158V157H78ZM87 158V157H86ZM93 158V157H92ZM91 158V159H92ZM124 158V159H125ZM147 158V157H146ZM160 158H158V159H160ZM177 158V157H176ZM2 158H0V160H1ZM6 159H8V157L6 158ZM6 159H3L2 161H4V160H6ZM20 159H21V157H20ZM26 159V158H25ZM27 159V160H28ZM96 159H98V158H96ZM170 159H171V156H170ZM181 159V158H180ZM23 160H24V158H23ZM47 160V159H46ZM92 160H94V159H92ZM100 160V159H99ZM103 160V159H102ZM121 160V159H120ZM148 160V159H147ZM0 162L1 164H0V168L2 167L1 165H3V162ZM22 161V160H21ZM85 161V160H84ZM101 161V160H100ZM124 161V160H123ZM128 161V160H127ZM143 161V160H142ZM150 161V160H149ZM149 161H146V162H148L149 163ZM177 161H180V160H177ZM13 164H14V162H13V160L11 161ZM16 162V161H15ZM24 162H26V161H24ZM23 162V163H24ZM36 162H38L37 160H36ZM52 162H53V160H52ZM87 162V161H86ZM110 162V161H109ZM115 162H117V161H115ZM156 162V161H155ZM155 162H152V164L153 163H155ZM8 163V160H6L5 162H4V167L6 166V167H8V165H13L12 163H9V164H7ZM18 163V162H17ZM19 163H20V160H19ZM18 163V164H19ZM63 163V162H62ZM81 163V162H80ZM118 163H120V162H118ZM121 163H123V162H121ZM145 163V162H144ZM143 163V164H144ZM157 163V162H156ZM180 163V162H179ZM194 163V162H193ZM16 164V163H15ZM17 164V165H18ZM38 164H40L39 162L37 163V165ZM50 164V163H49ZM61 164V163H60ZM85 164V163H84ZM142 164V165H143ZM147 164V163H146ZM145 164V165H146ZM151 164V163H150ZM163 164H164V162H163ZM16 165V166H17ZM23 165V164H22ZM36 165V166H37ZM131 165V164H130ZM145 165H143V166H145ZM33 165H31L30 167H32ZM63 166V165H62ZM61 166V167H62ZM125 166V165H124ZM140 166V165H139ZM142 166V167H143ZM150 166H152V165H150ZM4 167H2V169L0 170V180H5V183H7L6 182V180L8 179L9 180V182H12L10 179H12V176H13V179L12 180H14V178H16V177H14L15 175L17 176V173L15 172V167H14V165L13 166H11V169H12V167H14L13 168V170H10V169H6V167H5V169H4ZM21 167V166H20ZM35 167V166H34ZM70 167V166H69ZM147 166H145V168H146ZM154 167V166H153ZM159 167V166H158ZM164 167V166H163ZM184 167H186V166H184ZM190 167V166H189ZM17 168H18V166H17ZM40 168H41V166H40ZM71 169H72V167H70ZM79 168V167H78ZM82 168V167H81ZM144 168V167H143ZM145 168H144V170H145ZM188 168V167H187ZM19 169V168H18ZM21 169H22V167H21ZM21 169H19V170H16V171H19V174H21L20 173V170ZM25 169H26V167H25ZM33 169V168H32ZM152 169V168H151ZM161 169V168H160ZM159 168H158V170H160ZM197 169V168H196ZM24 170V169H23ZM27 170H29V169H27ZM50 170V169H49ZM61 170V169H60ZM66 170V169H65ZM70 170V169H69ZM68 170V171H69ZM79 170V169H78ZM143 170V171H144ZM183 170V169H182ZM198 170V169H197ZM196 170V171H197ZM259 170V169H258ZM22 171V170H21ZM26 171V170H25ZM34 171H35V169H34ZM51 171V170H50ZM118 171V170H117ZM128 171V170H127ZM142 171V170H141ZM148 171V170H147ZM180 171V170H179ZM196 171L194 172L195 174H196ZM30 172V171H29ZM62 172V171H61ZM64 172V171H63ZM74 173H75V171H73ZM146 172V171H145ZM192 172V173H193ZM259 172V171H258ZM16 173V174H15ZM26 173V172H25ZM71 173V172H70ZM140 173V172H139ZM157 173V172H156ZM160 173V172H159ZM183 173V172H182ZM233 173H236V172H233ZM254 173V172H253ZM259 173H261V172H259ZM27 174V173H26ZM72 174V173H71ZM146 174V173H145ZM198 174V173H197ZM237 174V173H236ZM263 174H264V171H263V173H262V176H263ZM30 175V174H29ZM32 175V174H31ZM43 175V174H42ZM45 175V174H44ZM135 175H138V173L137 174H135ZM256 175V174H255ZM258 175H260V174H258ZM11 176V178H7V177H10ZM19 176V175H18ZM21 176V175H20ZM19 176V177H20ZM33 176H35V175H33ZM73 176V175H72ZM76 176V175H75ZM93 176V175H92ZM144 176V175H143ZM147 176V175H146ZM155 176V175H154ZM203 176V175H202ZM238 176V175H237ZM244 176H246V175H244ZM248 176V175H247ZM246 176V177H247ZM23 177V176H22ZM30 177V176H29ZM136 177V176H135ZM152 177V176H151ZM201 177V176H200ZM257 177V176H256ZM96 178V177H95ZM131 178V177H130ZM137 178H139V177H137ZM142 178V177H141ZM140 178V179H141ZM145 178V177H144ZM161 178V177H160ZM208 178H210V176L208 175ZM213 178H214V176H213ZM252 178V177H251ZM249 179L248 178V181L249 180H252V179ZM255 178V177H254ZM20 180H21V177L19 178ZM18 179V180H19ZM54 179L56 180V178L54 177ZM53 179V180H54ZM58 179H60V178H58ZM63 179H65V178H63ZM78 179V178H77ZM166 179V178H165ZM4 180L3 181H1L0 183H2V182H4ZM16 180V179H15ZM19 180V182H21ZM24 180H25V177H24ZM26 180H28V179H26ZM55 180L52 182V184H55L56 182H55ZM66 180V179H65ZM70 180V179H69ZM74 180V179H73ZM137 180V179H136ZM144 180V179H143ZM152 180H154V179H152ZM214 180H215V178H214ZM235 180V179H234ZM239 181H240V179H238ZM241 180H243V179H241ZM245 180V179H244ZM23 181V180H22ZM77 181V180H76ZM127 181H128V179H127ZM216 181V180H215ZM8 182V184H11V183H9ZM14 183L16 182V181H13ZM13 182H12V184H13ZM19 182H17V183H15L16 185L19 183ZM34 182V181H33ZM48 182V181H47ZM90 182V181H89ZM121 183H122V181H120ZM134 182H135V180H134ZM232 182V181H231ZM230 182V183H231ZM253 182V181H252ZM5 183H3V184H0V186L2 185V186H4L5 185ZM49 183H50V181H49ZM77 183V182H76ZM152 183V182H151ZM14 184V185H15ZM20 185H21V183H19ZM18 184V186H20ZM29 184V183H28ZM45 184V183H44ZM48 184V183H47ZM57 184V183H56ZM56 184H55V186H56ZM69 184V183H68ZM94 184V183H93ZM122 184H124V183H122ZM141 184V183H140ZM146 184V183H145ZM164 184V183H163ZM199 184V183H198ZM209 184H210V182H209ZM222 184V183H221ZM233 185V187L234 186H236V185H234V183H232ZM7 185V184H6ZM31 185V184H30ZM37 185H39V184H37ZM36 185V186H37ZM139 185V184H138ZM196 185V184H195ZM247 185V184H246ZM249 185V184H248ZM12 186V185H11ZM10 186V187H11ZM28 186V185H27ZM132 186V185H131ZM135 186H137L136 184H135ZM256 186V185H255ZM5 187V186H4ZM8 187H9V185H8ZM13 187V186H12ZM12 187L10 188V190L9 191H12ZM26 187V186H25ZM25 187H24V191L26 190L25 189ZM39 187V186H38ZM41 187V186H40ZM50 188L51 187H53V186H49ZM68 187H70V186H68ZM146 187V186H145ZM144 187V188H145ZM190 187V186H189ZM193 187V186H192ZM223 187V186H222ZM229 187V186H228ZM3 188V187H2ZM13 188H15V187H13ZM206 188V187H205ZM255 188V187H254ZM5 188H3V190H4ZM35 190H36V188H34ZM40 189V188H39ZM63 189V188H62ZM66 189V188H65ZM179 189V188H178ZM215 189H217V188H215ZM221 189V188H220ZM231 189V188H230ZM238 189H239V186H238ZM263 188H261V190H262ZM1 190V189H0ZM6 190V189H5ZM8 190H6V191H8ZM29 190V189H28ZM68 190H69V188H68ZM68 190H66V191H68ZM72 190V189H71ZM133 190V189H132ZM144 190V189H143ZM152 190V189H151ZM236 190H237V188H236ZM260 190V191H261ZM6 191H4V192H6ZM23 191V190H22ZM23 191V192H24ZM34 191V190H33ZM65 191V192H66ZM126 191V190H125ZM138 191V190H137ZM183 191H185V190H183ZM186 191H187V189H186ZM232 191V190H231ZM235 191V190H234ZM233 191V192H234ZM259 191V192H260ZM38 192H39V190H38ZM41 192V191H40ZM53 192V191H52ZM69 192H70V190H69ZM68 192V193H69ZM129 192V191H128ZM178 192V191H177ZM230 192V191H229ZM244 192V191H243ZM242 192V193H243ZM9 192H6V194H8ZM35 193V192H34ZM73 193V192H72ZM162 193V192H161ZM160 193V194H161ZM175 193V192H174ZM231 194H232V192H230ZM238 193V192H237ZM245 193V192H244ZM243 193V194H244ZM247 193V192H246ZM5 194V195H6ZM23 194V193H22ZM53 194V193H52ZM64 194V193H63ZM241 194V193H240ZM2 195H4V193H2L1 192V194H0V196H2ZM29 195V194H28ZM74 195V194H73ZM125 195V194H124ZM127 195V194H126ZM258 195H260V194H258ZM30 196V195H29ZM49 196V195H48ZM81 196V195H80ZM135 196V195H134ZM150 196V195H149ZM190 198L192 197V196H194L195 197V194H191L190 193ZM241 196V195H240ZM243 196V195H242ZM3 197V196H2ZM1 197V198H2ZM25 197V196H24ZM22 198V199H25V198ZM26 197H27V195H26ZM66 197V196H65ZM124 197V196H123ZM122 197V198H123ZM151 197V196H150ZM150 197H148V199L150 198ZM154 197V196H153ZM179 197H181V196H179ZM237 197H239V195L237 196ZM245 197V196H244ZM0 198V199H1ZM68 198V197H67ZM173 198V197H172ZM177 198V197H176ZM235 198V197H234ZM14 199V198H13ZM19 199V198H18ZM157 199V198H156ZM239 199V198H238ZM243 199H245V198H243ZM67 200H69V199H67ZM186 200V199H185ZM209 200V199H208ZM207 200V201H208ZM20 201V200H19ZM46 201V200H45ZM66 201V200H65ZM132 201V200H131ZM153 201V200H152ZM151 201V202H152ZM157 201V200H156ZM173 201H174V199H173ZM176 201V200H175ZM181 201V200H180ZM183 201V200H182ZM237 201V200H236ZM123 202V201H122ZM150 202V203H151ZM177 202V201H176ZM32 203H33V201H32ZM41 203V202H40ZM94 203V202H93ZM145 203V202H144ZM159 203H161V202H159ZM172 203V202H171ZM234 205L236 204V205H245V204H243L242 203V201H239V202H232ZM96 204V203H95ZM117 204V203H116ZM121 204V203H120ZM139 204H141V203H139ZM148 204H149V202H148ZM167 204H169V202L167 203ZM179 204V203H178ZM65 205H66V203H65ZM99 205V204H98ZM137 205V204H136ZM151 205V204H150ZM156 205V204H155ZM180 205V204H179ZM190 205V204H189ZM231 205V208L228 210V211H226L219 219H218V221H217V223H213L214 224V228H216V230L218 229V228H220V231H219V229H218V231H219V233H222L221 231L223 230V228L224 227H222L224 224H225V226H227L229 223L228 222H230V223H232V217H234L233 216V214H231V216L232 217H230L231 218V221L229 220V218H228V213L230 214L232 211H233V205L232 204H230ZM95 206V205H94ZM153 206V205H152ZM160 206V205H159ZM167 206V205H166ZM169 206V205H168ZM173 206V205H172ZM65 207V206H64ZM93 207V206H92ZM130 207V206H129ZM148 207V206H147ZM177 208H179V206H176ZM184 207V206H183ZM208 207H209V205H208ZM207 207V209H205L204 211H203V213H202V211L199 213V214H201L202 213V215L199 217V218H197V219H194V220H192L186 227H184L183 228V230H184V232H185V234H187V236L189 237V238H192L195 234H196V232H197V229L201 226H204V229L205 228H207V227H209V226H211L210 225V222H211V212H214L213 210L211 211V209L210 208H208ZM212 207V206H211ZM244 207V206H243ZM163 208H164V206H163ZM169 208V207H168ZM234 208H237V206L236 207H234ZM64 209V208H63ZM62 209V210H63ZM95 209V208H94ZM129 209V208H128ZM186 209V208H185ZM213 209V208H212ZM238 210H239V208H237ZM236 209V210H237ZM246 209V208H245ZM59 210V209H58ZM96 210V209H95ZM203 210V209H202ZM215 210V209H214ZM235 210V209H234ZM118 211V210H117ZM186 211V210H185ZM188 211V210H187ZM240 211V210H239ZM50 212V211H49ZM184 212V211H183ZM44 213V212H43ZM80 213V212H79ZM92 213V212H91ZM94 213V212H93ZM116 213V212H115ZM164 213V212H163ZM233 213V212H232ZM235 213V212H234ZM243 213H245V214H243V216L241 215L240 216V218L241 217H243V220L241 221V222H239L241 219H239V217H238V219H239V221L237 220V217H236V220L239 222V225H235V224H233V227H232V225H231V227H232V229L234 228L235 229V232H234V236L227 242V244H226V246H225V256L227 257V258H229V260L232 262V264H264V194H261L260 196H259V198L257 199V201H255V203H254V206H253V208H251L248 212L247 211H245V212H243ZM162 214V213H161ZM12 215V214H11ZM26 215V214H25ZM120 215V214H119ZM235 215H236V213H235ZM47 216V215H46ZM58 216H59V214H58ZM117 216V215H116ZM132 216V215H131ZM136 216V215H135ZM182 216V215H181ZM193 216V215H192ZM36 217V216H35ZM44 217V216H43ZM91 217V216H90ZM130 217V216H129ZM133 217V216H132ZM132 217H130V218H132ZM197 217V216H196ZM58 218V217H57ZM103 219V218H102ZM113 219V218H112ZM174 219V218H173ZM27 220V219H26ZM26 220H25V222H26ZM236 220H233V221H235L236 222ZM9 221V220H8ZM108 221V220H107ZM10 222V221H9ZM75 222V221H74ZM73 223V222H72ZM117 223V222H116ZM237 223V222H236ZM60 224H62V223H60ZM212 224V225H213ZM227 224V225H226ZM58 225V224H57ZM230 225H229V227H230ZM234 225H235V227H234ZM54 226V225H53ZM10 227V226H9ZM59 227V226H58ZM113 227V226H112ZM221 227H222V229H221ZM17 228V227H16ZM61 228V227H60ZM63 228V227H62ZM67 228V227H66ZM213 228V229H214ZM227 228V227H226ZM226 228H225V230H226ZM15 229V228H14ZM19 229V228H18ZM33 229V228H32ZM13 230V229H12ZM11 230V231H12ZM30 230V229H29ZM64 230V229H63ZM70 230V229H69ZM92 230V229H91ZM94 230V229H93ZM216 230H213V232H216ZM229 230V229H228ZM4 231V230H3ZM36 231H37V229H36ZM68 231V230H67ZM106 231V230H105ZM199 231V230H198ZM231 231V230H230ZM18 232V231H17ZM58 232V231H57ZM3 233V232H2ZM1 233V234H2ZM34 233V232H33ZM91 233V232H90ZM96 233V232H95ZM212 233V232H211ZM210 232H209V234H211ZM225 233H226V231H225ZM44 234H46V233H44ZM213 234L214 233H212V235L211 236H213ZM216 235H217V232L215 233ZM15 235V234H14ZM23 235V234H22ZM52 235V234H51ZM66 235H68V234H66ZM93 235V234H92ZM216 235L215 236H213L212 237V240H215L216 238ZM224 235V230H223V234H222V236ZM11 236V235H10ZM17 236V235H16ZM60 236H61V234H60ZM220 236V235H219ZM218 236V237H219ZM92 237V236H91ZM53 238H55V237H53ZM63 237H61V239H62ZM89 238V237H88ZM210 238V237H209ZM215 238V239H214ZM43 239V238H42ZM56 239V238H55ZM38 240V239H37ZM90 240H92V238L90 239ZM97 240H99V239H96V241ZM211 240V241H212ZM28 241V240H27ZM3 242V241H2ZM22 242V241H21ZM91 242V241H90ZM210 242V241H209ZM12 243V242H11ZM14 243V242H13ZM16 243V242H15ZM5 244V243H4ZM185 244V243H184ZM199 244V243H198ZM205 244V243H204ZM207 244V243H206ZM21 245V244H20ZM40 245V244H39ZM200 245V244H199ZM24 246V245H23ZM50 246V245H49ZM83 246V245H82ZM216 246V245H215ZM10 247V246H9ZM46 247V246H45ZM48 247V246H47ZM181 247H182V245H181ZM1 248V247H0ZM6 248V247H5ZM106 248V247H105ZM180 248V247H179ZM183 248V247H182ZM3 249H4V247H3ZM23 249V248H22ZM87 249V248H86ZM1 250V249H0ZM6 250H8V249H6ZM47 250V249H46ZM82 250V249H81ZM106 250V249H105ZM42 251H45V250H42ZM85 251V250H84ZM38 253V252H37ZM45 253V252H44ZM51 253V252H50ZM83 253H85V252H83ZM18 254V253H17ZM47 254V253H46ZM49 255V254H48ZM83 256V255H82ZM111 257H112V255H110V256H108L105 260H102V261H100V262H97L96 264H108V262H109V260L111 259ZM147 257V256H146ZM145 257V258H146ZM28 259V258H27ZM26 259V260H27ZM125 261V260H124ZM47 263V262H46ZM54 264V263H53ZM57 264V263H56ZM188 264H218V263H215V262H212L211 260H208V258H206V257H199V256H197V255H192V257H191V259L189 260V262H188Z\"/></svg>",
  "mask_w": 264,
  "mask_h": 264
},
{
  "label": "water",
  "instance_id": "water-1",
  "mask_svg": "<svg viewBox=\"0 0 264 264\" xmlns=\"http://www.w3.org/2000/svg\"><path fill=\"white\" fill-rule=\"evenodd\" d=\"M124 3V0H116V2H115V4L113 5V6H111V8H109V14L112 12V11H114L116 8H118L119 6H121L122 4ZM152 7H154V4H149V5H146V6H143L141 9H140V11H143V12H146V13H149L150 11H151V9H152ZM108 17V16H107ZM106 17V18H107ZM105 17H104V19H103V22H104V20L106 19ZM102 22V23H103ZM101 26V25H100ZM102 31H101V29L99 28V30H97V31H94V33H92L91 34V36L89 37V39H87V41L84 43V45L83 46H80V48H79V50L81 49V48H83V47H85V46H87L88 44H90V43H94V42H101L102 41ZM78 50V51H79ZM62 97H61V99H62V101H63V108H64V106H65V104H66V102H65V99H64V96H63V94L61 95ZM65 109V108H64ZM65 116H66V118L68 119V121L70 122V124H71V129H70V132H71V130L74 128V126H75V124H76V120H75V118H74V116L72 115V113L70 112V111H68V112H66L65 113ZM52 146H53V148H54V143L52 142V144H51ZM54 150H55V148H54ZM29 163H35V164H37L38 162H36V160H32V159H29L28 161H26V163L24 164L25 166H23V168L24 167H26V165H28ZM22 168V169H23ZM23 171V170H22ZM44 185V187L45 186H47V187H49V185L47 184H43ZM21 190V187L20 186H18V187H15V188H13L12 189V191L11 192H9L8 194H6L0 201H2V200H4V199H7L10 195H13L15 192H18V191H20Z\"/></svg>",
  "mask_w": 264,
  "mask_h": 264
}]
</instances>
